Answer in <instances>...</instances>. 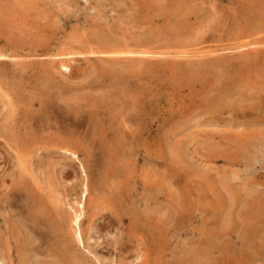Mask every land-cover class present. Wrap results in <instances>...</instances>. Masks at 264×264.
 Masks as SVG:
<instances>
[{"label": "rangeland", "instance_id": "1", "mask_svg": "<svg viewBox=\"0 0 264 264\" xmlns=\"http://www.w3.org/2000/svg\"><path fill=\"white\" fill-rule=\"evenodd\" d=\"M44 1H46V3L49 2L50 5L46 4V6H44V5L42 6V4H45ZM53 1H54V3H53ZM53 1L52 0L51 1L50 0H48V1L47 0H41V1L39 0V4L37 5V7H35V8L33 7L35 10L32 9L34 12H30L31 9L28 10V12H26L25 11L26 8H23L21 4L17 5V3L14 2V0L13 1L12 0H6V1L0 0V3H1L0 4V26H1L0 27V33H1L0 34V41H1L0 44L3 45L4 42L6 41V43H7V40H8V44H11V45H8L9 47H12L15 44H17V45L21 44V46L24 45L27 48L26 49L27 51L26 50H21V51L16 50L17 52L15 50L11 51V49L7 50V52H6L7 56H10V57L15 56L13 58L11 57V58L4 61L7 65H9L8 68L9 69H15L16 67L19 68L20 65H24V63H26V65L27 64L30 65L31 63H33L34 66H33V64H31V65L33 67L37 66L35 68H37L39 70L44 69L45 66H49L48 65L49 60H52L55 57L52 58V57H49V56L44 55V54H38L39 56L36 55V57H37L36 58L35 55L31 54L30 52L26 53V52H28V49H31V45H30V43H28L26 45V43H24V42L25 41L29 42L27 40V38L29 39L31 36V38L29 39V40H31L32 37L35 35V32L36 33L38 32V34H39L41 31H44V33L42 32L39 34L40 36L36 34L37 36L35 35V37H38V36L41 37L42 34H43V36L47 34V36L46 37L44 36V37L47 38L46 39L47 41L52 42L51 43L52 48L54 49L53 52L56 53L61 48H64L65 45L73 46L75 43H77V45L76 44L74 45L75 50H77V48L79 49V48L83 47L82 42H83V44L86 42L87 44L89 43L92 46H95L96 44H92V42H87L88 40L93 41L91 39L93 38L92 36L95 33V29H96V33H97V29H99L100 27L102 28V26H104V24L105 25L107 24L108 26L110 25V27L112 25L113 26L112 28H114V30L118 28L117 30H119V33H117V34H119V36L120 35L122 36V37L120 36V40L123 43H125V45H128V47L125 46L124 50L128 49V50H132V51H136V52H138V51L146 52V50H148L150 52L149 55H144L145 57L143 55H141L142 56L141 57L140 55H136V54H134V56H132V54L131 55H129V54L120 55L119 56V62L120 63L117 62V64H120L119 65L120 67L118 65H116L117 69H119V71H121V73L124 77H127L129 75V76L133 77L132 79H137V80L139 79V83L137 82L138 83L137 85H134V84L130 85L131 89L135 91V88H137L136 92H138V94L141 96V99L146 100L148 97L150 100L148 103H146V106L144 107L143 112L139 113L138 116L137 115L135 117L133 116L132 123H129V119H127L128 118L127 116L125 117L126 119L124 120L127 122H121L120 121V126H121L120 129L123 130L124 132L127 131L126 134L133 133L134 137H136L131 145H129L131 138L128 135L126 137H121V138H119V136L117 135L118 144L110 142V143L106 144V146L108 145L107 147L105 146V144L102 145L103 147L100 146V143H98V144L94 143L92 145V143L90 141H88L86 139L85 140L81 139V137L84 134L82 129H80L81 131L76 129L79 134L76 133L75 136H77L78 138H74L72 140V142L76 143L78 145H80L79 143L81 142V144H83V145H80V146L83 148L78 149V151H76L77 153L75 156H73V154L67 153L64 150V148H60L61 146L58 147L59 146V144L57 142L58 140L53 139V137L50 136V140H48V139L47 140H41L39 138V143H40V146H42V148H41V150L38 151V153H36L32 156L27 155V156L17 157V155H16L17 153L15 151H13L11 148H9V146L6 145L7 146L6 147L5 141L0 138V150H1L0 151V154H1L0 158H2V159H0V167L2 165V167H1L2 169L0 168V171H1L0 182H2V184H0V196H2V197L5 196L4 198H2V200L0 198V200L3 202V203H0V208L4 207V209L0 210L1 211L0 212V231L5 233V231L8 228H10L12 225L16 224L19 227H22V229L27 228V230H29L32 233V235L36 233L33 236L35 238L34 239L35 245L37 244L35 246V248L32 249V251L34 252L33 254L36 257L34 255H32V253L30 252L31 250H27L26 252H16L13 250H11L10 252H0V264H11V263L12 264H19V262L21 264L23 262L25 264H27V263L28 264H36V263L37 264H44L45 260H50L52 262L51 264H53V263H55V264H77V261L74 260V258H73L76 256L75 254L77 253V252L74 253L73 249H75V247L76 248L78 247V244L75 241V235H74V231H73V226H75L73 221L76 219V215L80 214L81 210H82V213H81V216L79 218V220H80L79 225H80V228L83 232V235L86 236V237L84 236L85 251L87 249L89 251H91V252H89L90 256L87 255V259H88L87 261H89L91 264H120V263L121 264H125V263L128 264L129 262H130L129 264H131V263L132 264H138V263H140V264H264V243H263L264 242V134H263L264 133V110H262V109H264V104H263L264 103V87H263L264 86V52H263V50H264V41H263L264 40V31H263L264 23H262V22H264V10L261 8H258V9L255 8L256 9L255 11H257V13L253 10V12L255 13L254 16L251 19H248L249 15H250L248 13L252 10L250 7H252V4L256 3L258 0L256 2H255V0H253V1L252 0H248V1L247 0H240V1L239 0H218V2L220 1L219 3L217 2V0H216V2H215V0H196V1L194 0L192 2V6L195 8V10H196V7L199 6V7H197V8H199V10H196L195 14H192V15L187 14V16L184 15L183 17H181L182 21L180 20V23H179V21L174 23L175 26L174 25L172 26V24H168V22L166 21L167 14H168V13H166V10L171 11V9H170L171 6H169L170 2H168V0H165L166 4L163 3L164 0H139V2L141 1L140 2L141 4L138 2V0H118V2H117V0H114V1L103 0L102 3H101L102 0H99V1L97 0V2L95 0H92V1L88 0L87 2H86V0H79L76 2H75V0H72V2H71V0H69L70 2L68 0H65V1L63 0L64 3L66 4L65 6H63L64 5L63 1H62L63 4L60 3L61 2L60 0L59 1L57 0L58 2H55V0H53ZM119 1H120V4H119ZM229 1L231 3L228 4ZM243 1H244V4H241V3H243ZM250 1H252V2H250ZM95 2H96V5H95V7H93L94 6L93 4H95ZM98 2H99V4H97ZM126 2H128V3H126ZM249 2L252 4L249 5L250 7L248 6L249 8H247L246 4L247 3L250 4ZM58 3L61 4L62 7H64L63 8L64 13L62 10H60V11L58 10V9H60ZM100 3L103 7L100 6ZM121 3H122V5H121ZM260 3H257V4L262 5L264 3V0H261ZM40 4H41V7L43 9L40 8ZM54 4H55V6H54ZM167 4L169 7L167 6ZM212 4L215 6H213ZM222 4H224V5H222ZM47 5H49V6H47ZM69 5H70V7H69ZM97 5H98V8H97ZM241 5H243V6H241ZM67 6H68V8H67ZM117 6H119V7H117ZM164 6L168 7L169 9L168 8L166 9V7H164ZM244 6H246V8L249 10V12H247L248 10L246 11ZM37 8L40 9V11L45 10L43 12H46V14L42 12L41 17L43 15H45V16H43V17H45V18H43L44 21H46L47 19H50V21L49 20L48 21L51 24H49V22H47V21H46L47 23L44 22L43 19H41V17H39V16H37L39 18L36 17V15L38 14V12H36V11H38ZM113 8H115V9H113ZM117 8H118V10H117ZM52 9H55V11L57 10L58 12L56 11V14H55V11ZM67 9L68 10L70 9L71 12L70 11L68 12ZM50 10L52 11V13L51 12L49 13ZM125 11H126V13H125ZM153 11H156V12H153ZM57 13H59V15H61V16H59ZM27 14H31V15L33 14V16L29 15V17L36 18L38 20L37 21L38 25L36 23V20H34L35 22H33V19H31V18L28 19ZM68 14H69V16H68ZM119 14H121V15H119ZM20 15H22V16H20ZM46 15H47V18H46ZM64 15H66V16H64ZM150 15H152L154 21L151 19L152 17ZM88 16H89V18H88ZM120 16H122V18H120ZM197 16L198 17L202 16V18L201 17L198 18ZM15 17H16V19H14ZM76 17H78V18L76 19ZM86 17H87L88 21H90V23L86 20ZM253 18H254V20H253ZM13 19H14V21H12ZM240 19H242V20L240 21ZM26 20H28V21L26 22ZM40 20H41V22L46 24L45 25L46 28L44 26H40V25H44V24H41ZM132 20H134V21H132ZM140 20H142V21H140ZM188 20H191V21H188ZM249 20H250V23H249ZM91 21H93L95 23V28H93L94 24ZM151 21H153L154 23L157 22L159 26L157 24H154V23L152 24ZM183 21H184V23H183ZM254 21L256 24L254 23ZM11 22H14L15 24L11 23ZM30 22H31V24H30ZM57 22H58V24H57ZM71 22L72 23L74 22V23L71 24ZM97 22L101 23V25L102 24L103 25L99 26V24ZM91 23H92V25H91ZM134 23H135V25H134ZM140 23H141V25H147V26H144L146 28V30H145V28H143V26L140 25ZM148 23H150V24H148ZM198 23H200V24H198ZM11 24H14V25L11 26ZM22 24H24V25H22ZM35 24H36L37 30L33 29L35 27ZM47 24H49V25H47ZM76 24L79 26H77ZM88 24L91 25V26H88L89 30L91 31L93 29L94 31H91V32L88 31V28H86V26ZM160 24H161V26H160ZM177 24L179 26H181V28L178 27ZM61 25H62L63 29H61ZM73 25L75 27H73ZM149 25L151 28L149 27ZM194 25H195V27H193ZM208 25H210V26H208ZM14 26H18V27L15 28ZM47 26L50 27L51 29H49V28L47 29ZM58 26H60V29ZM83 26L85 27V30H84ZM98 26H99V28H98ZM115 26H117V27H115ZM200 26L202 28H200ZM207 26L210 28H208ZM226 26H227V28H226ZM28 27H30V28H28ZM42 27H44L45 29ZM91 27H92V29H90ZM159 27L162 31H160ZM56 28H58V29H56ZM78 28H79V30L77 31ZM103 28H105V27H103ZM27 29H29V30L27 31ZM133 29H134V31H133ZM139 29H141L140 33H139ZM142 29H144L145 32L142 31ZM218 29H220V31ZM55 30H56V32H55ZM59 30L61 32V33L59 32L61 35L58 33ZM83 30H84V33H82V34H84V35H82V38H81L80 33H78V32H81ZM149 30L152 32V34H151L152 36L148 34ZM152 30H154V31H152ZM158 30H159V32H161L163 34L159 33ZM68 31H71V32H68ZM193 31H195V32H193ZM2 32H4V33H2ZM22 32L24 33V37L22 36V38H21L20 34ZM29 32L31 33L30 35H29ZM45 32H47V33L45 34ZM50 32L51 33L53 32V34H51ZM170 32L172 35L170 34ZM71 33H72V35L70 36L69 34H71ZM127 33H130L129 35H132V36H129ZM164 33H165V36H168V37H165ZM211 33H213V35ZM73 34H74V36H73ZM75 34L80 36V39L78 36H75ZM88 34H91V35H89V36H91V38L89 36H86ZM209 34L211 35V37ZM11 35L12 36L14 35L13 38H11ZM127 35L130 38H132V37H134V38H132L131 41H129L130 39L129 40L127 39V37H128ZM141 35H143V37ZM26 36H27V38H26ZM52 36H55V37H52ZM67 36H69V37H67ZM161 36H162V39H161ZM180 36H182V37H180ZM8 37H9V39H8ZM83 37L84 38L89 37L90 39L89 38L84 39ZM159 37H160V40L157 39ZM259 37H261V38L263 37V38L260 39ZM207 38H209V39H207ZM16 39H19V40L16 41ZM20 39H22L23 41ZM50 39H52L53 41L55 40V41L54 42L50 41ZM61 39H63V40H61ZM68 39L71 40V42L68 41ZM81 39H83V41H81ZM166 39H168V40L170 39V40L166 41ZM84 40H85V42H84ZM136 40H139V41H137L138 43L136 42ZM204 40H206L207 42L208 41H210V42L207 43ZM225 40H227V41H225ZM10 41H13V42H10ZM18 41H19V43H18ZM61 41L62 42L64 41L63 44ZM73 41H75V42L72 43ZM163 41H164V43H163ZM21 42H23V43H21ZM67 42H69V44ZM165 42H167V43H165ZM190 43H191V45H190ZM227 43H228V45H227ZM233 43L235 45H233ZM157 44L159 45L158 47H157ZM202 44H204V45H202ZM133 45H136V46H133ZM148 45H149V48H146V47H148ZM166 45H168V46H166ZM250 45H251V47H250ZM258 45H260V47ZM54 46H56V47H54ZM84 46H85V44H84ZM152 46H154V48ZM203 46L205 49L203 48ZM211 46H213L212 47L213 51L212 50L210 51ZM234 46H235V48H234ZM248 46H249V48H251V50L248 48ZM156 47L159 48V50ZM167 47H169V49ZM177 47H179L181 50L177 49ZM184 47L187 49V51L185 50ZM192 49L195 50V52ZM89 50H90V45H89L88 50L86 51L87 53L84 55L82 54V55H76V56L71 55V56H62L61 57L63 59L66 58L67 60L68 59L77 60V61H75L76 63L73 61L72 62L70 61V64L72 67L71 73L74 75L77 73L76 75L78 76V74H79V76H80L77 79L73 78V80H72L73 82H79L80 83L81 81H83V79L81 77V75L83 73H87V74H85V76L87 78L88 77L89 78L86 80V83L85 82L83 83L84 87H82L79 84H73L71 86L70 85L63 86V92L65 93V91H67L68 93L67 94L65 93L66 94L64 96L65 98L59 102L62 105L64 104V106L72 108V109H70L72 112L74 110H77L78 112L82 113L84 116L86 115L85 116L86 119L91 116L93 121H96L95 123L99 124V127L103 128V127H107V125L105 124V122L103 120V119H105V117H107L106 116L107 114L103 117H102V114L95 115L96 110L94 108H96V106L97 107L101 106V103H103V102L106 103L109 101V99L105 98L108 96L109 91H107L105 89L103 91V89L99 88V86L103 85L102 82H99L96 84V82H98V81H96V82H92V81L94 80V78L99 77L100 74L103 72L102 71L103 67H101L99 65H102V63H103V65H106L103 61L109 59V57H104V60L102 61L101 60L102 56H100L98 54L97 55L95 54V56H94L91 53H89L90 52ZM162 50H164V52ZM215 50H216V52H214ZM241 50H242V52H241ZM13 52H14V54H13ZM15 52H16V54H18V56L15 54ZM206 52L210 55H208ZM212 52H213V54H211ZM248 52H249V54H248ZM157 53H159V54H157ZM177 53L178 54L182 53L181 54L182 56L180 54L178 56L180 59L177 57V55H178ZM193 53H194V55H193ZM195 53H197V54H195ZM214 54H217V55L215 56ZM233 54H235V55L233 56ZM171 55L173 56V58ZM203 55H204V58H203ZM218 55H221L222 57L220 56L221 57L220 58ZM40 56H42V59L39 58ZM96 56H97V58H96ZM121 56H123V57H121ZM198 56H199V58H197ZM207 56L209 57V59ZM231 56L235 59H233ZM237 56H238V58H236ZM254 56H256V57H254ZM16 57H17V59H16ZM75 57H79V58H75ZM81 57H83L84 59L82 60ZM159 57H161V59H159ZM190 57H191V60H190ZM228 57H230L229 58L230 60L228 59ZM134 58L137 60H135ZM138 58H141V59H138ZM211 58L213 59V61H211L212 60ZM231 58L234 61V63H233V61H231ZM21 59L22 60L24 59L23 61H25V59H26V61L23 62V61H21ZM35 59L39 63H37L35 61ZM199 59H201V60L199 61ZM129 60L131 62H133L134 65ZM208 60H209L210 64H208ZM6 61L7 62L9 61V62L7 63ZM14 61L16 63L20 64L19 67L17 64L15 65ZM78 61H80L84 64H82ZM87 61L89 64L87 63ZM99 61H101V62H99ZM146 61H147V63H146ZM219 61L221 62V64L219 63ZM235 61H237V63ZM238 61L240 63H238ZM34 62L37 63V65ZM128 62H130V64H128ZM143 62H145V65ZM169 62H171V63H169ZM214 62H216V63H214ZM78 63L81 64L82 67ZM137 63L140 65V67ZM142 64H143V67H142ZM203 64L205 65V67ZM225 64H226V66H224ZM235 64H238V65H235ZM137 65H138V67H137ZM228 65L231 67H229ZM12 66H13V68H10ZM77 66H78V68H77ZM134 66L137 68L136 70H135ZM193 66H195V67H193ZM213 66H215L216 68H212ZM196 67L198 70L196 69ZM54 68L56 69V66H54ZM97 68H98V70H97ZM141 68H145L143 73L141 72L142 71ZM219 68L223 69V70H220ZM217 69L221 72H219ZM155 70H157V71H155ZM193 70L196 71V73ZM92 71H93V73H92ZM133 71H135L136 73H134ZM158 71L159 72L162 71V73L161 72L159 73ZM138 72H140L139 73L140 75L138 74ZM192 72H193V74H192ZM223 72H224V74H223ZM254 72H255V74H254ZM133 73H134V75H132ZM63 74L67 75L68 73L63 72ZM197 74H199V75H197ZM187 75H188V77H186ZM246 75L248 77H246ZM57 76H58V74H57ZM195 76H196V78L199 77V79L198 78L196 79ZM207 77H211V78H207ZM250 78H253L254 80L250 79ZM0 79H1L0 84H1V88H2V89H0V93H1L0 94L1 95L0 96L1 97L0 98V110H3V108H4V111L7 110L3 106V102L6 100V98L10 99L9 97H11V99L15 100V97H13V95H15V94H13L14 91L15 92L17 91L19 93L22 91L21 93L25 94L26 96L33 93V91L31 89L30 90L29 89L20 90L18 88L11 87L9 84H8L9 86L6 85V83L3 81V83H5L4 84L6 86L5 87L2 83L3 78H0ZM148 79H151V80H148ZM187 79H188L190 84L188 83ZM195 79L198 81H195ZM209 79L211 82H209ZM215 79L217 80V82H215ZM232 79H234V80H232ZM141 80H143V81H141ZM199 80H201V81H199ZM238 80H239V82H238ZM251 80H253V81H251ZM7 81H8V79H7ZM146 81L147 82L149 81V83H151V84L147 83ZM182 81H183V83H182ZM87 82L91 83L94 86L93 88H91V90H93V91H91L90 88H88ZM243 82L245 85L243 84ZM194 83H196V84H194ZM188 84H189V86H188L189 88L187 87ZM193 84H194V86H193ZM218 84H219V86H218ZM223 84L227 85L228 88ZM241 84H243V86H241ZM152 85L155 87L154 89H153ZM171 87L175 88V89L172 90ZM206 87H207V89H205ZM231 87H233V88H231ZM75 88L77 90H75ZM240 88L242 91L243 90H245V91H243V93H242L240 91ZM203 89L205 92L203 91ZM255 89H257V90H255ZM1 90H3V91H1ZM74 90L76 93H74ZM163 90H165V91H163ZM207 90H208V92H207ZM210 90H211L212 94L210 93ZM214 90H216V92ZM6 91L8 92V95H10L9 97H6L4 95V94H6ZM30 91H32V92H30ZM79 91L82 92V94H81V92L79 93L80 95H82L81 97L78 94ZM89 91L91 92V94ZM96 91H98V92H96ZM250 91H251V93H250ZM10 93H12V94H10ZM204 93H206V94H204ZM77 94H78V96H77ZM245 94H246V96H245ZM72 95H74V96L76 95L75 96L76 100H78V102L81 103V105L77 102H76L77 104L74 103L75 102L74 96L72 97ZM156 95H158V96H156ZM216 95H218V98H216ZM236 95L237 96L240 95V96H238V98H237ZM260 95H262V96H260ZM66 96H67V98H66ZM91 96H92V98H91ZM103 96H104V98H103ZM177 96H179V98ZM181 96L184 98H182ZM211 96L214 97V99ZM71 97L73 99H70ZM87 97L89 99H87ZM227 98H228V100H227ZM236 98L241 102H239ZM2 99H4V101ZM99 99H100V101H99ZM67 100H69V101H67ZM236 100H237V102L234 103ZM242 100H244V102ZM83 102H85L86 104L84 105ZM96 102H98V103H96ZM82 103H83V105H82ZM89 103H90V105H89ZM242 103H243V105L241 106ZM147 104H149V105H147ZM206 104H208V105H206ZM216 104H219V109L215 108L216 106H214V105H216ZM151 105H153V106H151ZM210 105H212L213 108ZM154 106H155V108H153ZM197 108H198V110H197ZM258 108H260V109H258ZM204 109L206 110L205 113H204V111H205ZM215 109L217 111H219L220 113L216 112ZM245 109L247 111H244ZM161 111H163V112H161ZM249 111H251V112H249ZM260 111L261 112L263 111V112L261 113ZM164 112H165V115H164ZM258 112H260L261 114ZM206 113L208 114V116ZM143 114H145V115H143ZM177 114L179 115L180 118L177 117ZM93 115H94V117H93ZM203 115L205 118L202 117ZM236 115L237 116L241 115V116L237 117ZM254 115H256V116L258 115L259 119L257 117L258 120L257 119L254 120V118H253ZM144 117H146V119L147 118L150 119L152 122V123H150L151 125H150L149 129H147V125H146L147 123L144 121ZM184 117H186V118H184ZM207 117L209 120H207ZM221 117H223V118H221ZM96 118H98V119H96ZM190 118H191V120H190ZM201 118H202V120H201ZM168 119H169V121H168ZM170 119H173V120H170ZM223 119H226V120L223 121ZM229 119H231V120H229ZM134 120L135 121L137 120V121L135 122ZM216 120H219L218 121L219 123L216 122ZM250 120L252 122L247 123V126H246V122H250ZM177 121L180 123H178ZM190 121H192L193 123ZM204 121H205V123H204ZM221 121H223V122H221ZM254 121L255 122L257 121L258 123L257 122L255 123ZM162 122H163V124H162ZM176 122H177L178 126L175 125ZM197 122H198V124L196 125ZM259 122H260V124H259ZM170 123H172V124H170ZM126 124L128 126H126ZM214 124H215V126H214ZM238 124L240 127L237 126ZM129 125H131V126H129ZM135 126H136V129H135ZM130 127H132V128H130ZM241 127L242 128L244 127L245 129L246 128L247 129L246 130L244 128L240 129ZM174 128L177 130L174 131ZM230 128H232V129L230 130ZM249 128H251V129H249ZM137 129L139 130V134H138ZM161 129H162V131L165 130L166 132L164 131V133H163L161 131ZM167 129H169V130L172 129V130H170V132H169V130H167ZM260 130H261V132H260ZM199 131L203 132V136H202V132L199 133ZM205 131H207V132H205ZM233 131H234V134H232ZM107 132L109 134L113 135V132L111 130H107ZM195 132H197V133L195 134ZM246 132L248 134L251 133V134H249L250 136L247 135L248 136L247 138L249 140L247 138H245L246 134H247ZM191 133H193V134H191ZM230 133L232 135H230ZM242 133H244L243 136H242ZM117 134H118V132H117ZM165 134H166V136H165ZM200 134H201V136H200ZM224 134H228V135H224ZM141 135H143V136H141ZM156 135L157 136L159 135L158 137H156L157 139L155 138ZM191 135H192V137H191ZM197 135H199V136H197ZM238 135H241V136H238ZM211 136H212V138H211ZM229 136L232 139L234 137V139L231 141ZM250 137L252 140H250ZM126 138H127L128 143L127 144L125 143L124 145H120L121 143H123L125 141ZM237 138H239V139H237ZM76 139H78V140H76ZM162 139H163V141H162ZM120 140H121V143L119 142ZM122 140H124V141H122ZM158 140H159V142H158ZM215 140H217V141H215ZM244 140H245V142H244ZM249 141H251V142L249 143ZM111 143H113V144H111ZM53 145H55V146L53 147ZM128 145H129V148H128ZM135 145H136V147H134ZM25 146L26 145H22L21 147H19L20 152L23 151V150H21L22 147H23V149L26 148ZM47 146H49L48 147L49 151H52L53 154L50 155L49 151L46 152L47 150L45 148ZM96 146L101 147L100 149H102L103 151H107L109 146L111 148H113L115 151H117V153H116V155L118 154L117 156L115 155V156H113L111 158L109 157V158L113 162L112 163L113 166L118 167V168L115 169V167H113V166H110V168H109L108 165L111 162H109L108 159H105L103 157L100 158V156L98 154H92L91 153V155H89L88 152H94L92 150H94V148L96 149L97 148ZM156 146H157V148H156ZM85 147L86 148L88 147V148L85 149ZM130 148H132V150H130ZM17 149H18V147H17ZM42 149H44V150H42ZM59 149H60V152H59ZM166 149H167V151H166ZM10 150H12V151L10 152ZM74 150H76V149H74ZM126 150H128V151H126ZM85 151H86V153H85ZM132 151H135V152L131 153ZM122 152L123 153L125 152L124 155H122L123 154ZM8 153H10V154H8ZM134 153L136 156L134 155ZM158 153H159V155H158ZM14 154L17 157V159H15L16 161L14 159H12L15 156ZM47 154L49 157L47 156ZM36 155H37V157H36ZM87 155L89 156V158H87ZM133 155H134V157H133ZM3 156L5 157V159ZM126 156L127 157L130 156V157L127 158ZM23 157H24V160L22 159ZM42 157H44V158H42ZM9 158H11V160H12L11 163H10L11 160ZM48 158L49 159L51 158V160H49ZM115 158L120 163V164L118 163L119 166L117 165V163H114L115 161H117ZM134 158H136V160H134ZM43 159H45V160H43ZM92 159H93V161H92ZM94 159H96L97 161ZM21 161L23 163H25V165ZM61 161H63V162H61ZM64 161H66V162H64ZM88 161H91L90 164ZM98 161H100L99 163H101L102 165L99 164ZM102 161H103V163H102ZM106 161H107V164H106ZM40 162H41V164L43 163L42 166H41ZM47 162H49L50 164ZM94 162H96V163H94ZM127 162H129V163H127ZM19 163H22V164H19ZM33 163H34V165H33ZM55 163H57V164H55ZM78 163H79V165H78ZM61 164L63 167L61 166ZM103 164L106 167H104ZM128 164H131V165L133 164V165L131 166ZM23 165H24V167H23ZM32 165L34 167H32ZM92 165L95 167H93ZM9 167H11V168H9ZM71 167L73 168V170H75V172H73ZM102 167H103V169H102ZM3 168H6L8 172L6 171V169H3ZM24 168H26L28 170V172H25L24 170H26V169H24ZM30 168H31V170L33 169L32 171H33L34 175L29 174V172L32 173ZM34 168L38 172L35 171ZM91 168H92V170H91ZM93 168H94V170H93ZM98 168H101L100 172H98V170H97ZM124 168H126V169H124ZM10 169H12V170H10ZM83 169H84V171H83ZM54 170H55V172H54ZM116 170H118V171H116ZM124 170H127V171L130 170L132 173L130 171L125 172ZM5 171L7 174H5ZM22 171L25 175L22 173ZM96 171H97V174H96ZM91 173H92L93 177H91ZM93 173L95 174V176ZM2 174H3V176H2ZM164 174H166V175H164ZM57 175L61 176V177H58ZM87 175H89V176H87ZM113 175L115 177V182L117 181L116 183L113 181L114 180V177H112ZM33 176H34V178H33ZM67 176H69V177H67ZM99 176H100V178H98ZM104 176H106V177H104ZM118 176L120 178V181H119V178H117ZM165 176H167V178ZM37 177H38V179H37ZM107 177H109V178H107ZM105 178L109 182H106L107 180H105ZM158 178H160V179H158ZM59 179H60V182H59ZM68 179H69V181H68ZM116 179H118V180H116ZM124 179H126V180H124ZM13 180H14V183H12ZM98 180H99V182H98ZM4 181L6 183H4ZM15 181H16V184H15ZM100 181L101 182L103 181L104 184H103V182L101 184ZM137 181H138V183H137ZM10 182H11V184L9 185ZM20 183H21V185H20ZM98 183L100 185H98ZM4 184L5 185L8 184L9 186H5ZM82 184H84V185H82ZM91 184H92V187H91ZM95 184H96V186H94ZM85 185L87 187L90 186V189H88V191H90V193L86 194L87 196H86V199L84 200V197L82 196V192L85 189ZM114 185H116L118 187H116ZM40 186L43 188V190L41 189ZM157 186H158V188H157ZM159 186H160V188H159ZM8 187H10V188H8ZM38 187H39V189H38ZM63 187H65V188H63ZM6 188H7V190H6ZM61 188H62V190H61ZM72 188H73V190H71ZM4 189L6 191H4ZM12 189L18 190L17 197L15 199H12V201H11V198L9 199L10 201H7L5 193H7L8 191H10ZM37 190H40L41 192L37 191ZM70 190H71V192H70ZM81 190H82V192H81ZM134 190H135V192H134ZM29 191H31L32 193L34 192V196L37 194L40 196L39 199L43 202L44 206L42 205V207L44 209L49 210L53 207L52 210H49V211L47 210L46 214L44 213V214H41V216H39V213H40L39 206L36 205L35 203H33L34 199L33 200H32V198L30 199V197H29V199H27V197H26L27 192H29ZM60 191H62V192H60ZM92 191H93V193H91ZM149 191H150V193H149ZM152 191H153V193H152ZM21 192L23 193V196H22ZM24 193H25V195H24ZM46 193H47V195H46ZM107 194H108V196H107ZM146 194H148V195H146ZM58 195H59V197H58ZM68 195H69V197H68ZM93 195L95 197H93ZM109 195H110V197H109ZM152 195H154V196H152ZM159 195H161V196H159ZM52 196H54V197H52ZM105 196H106V199H105ZM124 196H125V198H124ZM49 197H51L53 199L54 203L51 202V199ZM170 197H171V199H170ZM35 198H36V196H35ZM149 198L151 199V201ZM152 199L154 200V202ZM258 199H259V201H258ZM18 200H19V202H18ZM21 200H22V202H21ZM167 200H168V202H167ZM29 201H30V203H28ZM47 201L48 202L50 201V202L48 203ZM63 202L64 203L66 202V203L64 204ZM70 202H72V203H70ZM9 204H10V206H9ZM15 204L17 206H15ZM46 204H47V207L50 205V208L49 207L46 208L45 207ZM55 204H56V206H59V207L56 208ZM78 204H80V205H78ZM89 204H90V206H89ZM13 205L15 208L13 207ZM29 205H30V207H29ZM68 205H70L71 207ZM7 206L9 207V210H8ZM20 207H25V208H20ZM6 208H7V210H6ZM30 208H32V209H30ZM157 208H159V209H157ZM20 209H22V210H20ZM23 209L24 210L26 209V210L24 211ZM70 209L71 210L73 209L72 210L73 212H71ZM79 209H81V210H79ZM166 209H167L168 213H167V211H165ZM2 210H3V213H6L8 211L6 213L7 218H8L7 220H4L6 218L4 216L5 214L2 213ZM65 210H66V212H65ZM83 210H84V212H86V214L83 212ZM161 210L163 211V215L165 214L163 221H157V220H160L162 217V211ZM11 211H13V212H11ZM54 211H55V213L58 211L57 215L59 214V216H57L56 214L54 215ZM61 211H63V215H62ZM250 211H253L252 214L250 213ZM10 212L12 214H9ZM14 212L16 215L14 214ZM20 212H22V213H20ZM27 212H29V213H27ZM36 212L38 213V215H36ZM64 212H65V214L67 213V216L64 214ZM68 212L70 213V215ZM87 213L88 214L92 213L90 215L91 217H89V215H87ZM27 214H30V215L27 216ZM49 214H50V217L48 216ZM74 214H76V215H74ZM243 214H245V215H243ZM248 214H250V216H248ZM42 215L44 218L42 217ZM83 215L85 216L86 219L87 218L88 219L87 220L85 218L83 219L82 218ZM159 215H160V217H159ZM166 215H168V216H166ZM18 216H19V219H17ZM35 216H37V218H39V217L42 218V219L39 218V220H38L40 223L42 221L43 222L45 221V224L43 222L41 224L42 227L44 226L43 228L42 227L37 228V230H42L40 233H37L36 231H32L31 229H29L28 225L24 226L25 222H27L28 220H33L32 217L34 218ZM69 216H70V218H69ZM27 217L28 218L30 217V218L28 219ZM249 217H250V219H249ZM23 218H25L26 220ZM65 218H67V219H65ZM236 218H237V220H235ZM45 219H47V220H45ZM54 219H56L58 221L56 224H55L56 220H54ZM64 219L66 221H64ZM98 219H100L101 222H100V220L98 221ZM61 220H63V221H61ZM238 220H241V222H239ZM17 221L19 224H21L23 222L22 224L24 227L22 226V224L19 225L18 223H16ZM87 221H88V223H87ZM69 222L71 223V226L68 225ZM241 223H243V225ZM46 224H48V225L46 226ZM96 225L98 228L95 227ZM150 225L151 226L155 225V227H153V226L151 227ZM162 225H163V227H162ZM67 226L69 229L67 228ZM159 227H160V229H159ZM247 228H249L251 232L248 233V231L246 230ZM51 229L53 230L54 233H52ZM214 229H215V231H214ZM50 230H51V233L49 234ZM55 231H56V235H55ZM58 231H59V233H58ZM217 231H218V233H217ZM245 232H247V233L244 236ZM51 234H53L55 236L53 237V235H51ZM68 234H70V235L68 236ZM202 234H204V235H202ZM213 234H215V235H213ZM217 234H218V236H216ZM205 235L209 238L205 237ZM242 235L246 238H244ZM46 236H48V237H46ZM91 236L92 237L94 236V237L92 238ZM214 236L217 238H215ZM59 237H62V238H59ZM89 237H91V238H89ZM46 238H48V239H46ZM68 238H69V240H68ZM197 238H198V240L201 239V241L199 242L197 240ZM212 238H213V241H212ZM51 239L53 241H51ZM59 239H60V242H59ZM61 239L63 241L65 239L66 240L64 243H62L63 241ZM217 239L222 241V244ZM42 240L44 241L43 243H41ZM55 240H56V244H55ZM215 240H217L219 242L220 247H219L218 242H216ZM66 241L69 242V246L68 245L65 246V244H67ZM202 241L204 243H202ZM201 244H204V245L202 246ZM243 244L245 246H243ZM149 246L152 247L153 249L150 248ZM160 246H161V248H160ZM36 247H38V248H36ZM42 247H43V249H42ZM66 248H70V249H66ZM80 248L82 251L84 250V249H82L81 246H80ZM57 249H59V250H57ZM151 250H153V251H151ZM156 250H158L159 252ZM27 252L28 253L30 252L29 254L31 255V257L29 259L26 257L27 259L25 258V260L26 261L28 260L30 263L29 262L26 263V261H23L20 259L21 257L23 259L27 255L30 256L29 254H27ZM35 252L38 254H35ZM40 252L43 254H41ZM7 253H8V255H7ZM44 253H45V255H44ZM49 253H51L52 255L50 254L48 256L47 254H49ZM57 253H60V254L58 255ZM80 253H82V252H80ZM39 254H40V256L42 255V258L39 256ZM85 254H86V252H85ZM23 255H25V256L23 257ZM50 256H53L54 258H50ZM8 257H9V259L11 258V261L8 259ZM18 257H20V258L18 259ZM61 257L63 259H61ZM123 257L125 259H127V257H128V259L124 260ZM137 258H140V259L137 260ZM56 259H57V261H56ZM97 259H101L102 260L101 263H99L100 261H97ZM143 260L145 261V263H143ZM7 261H8V263H7ZM124 261H126V262H124ZM86 262L84 264H90V263H88V262L86 263ZM196 262H198V263H196Z\"/></svg>", "mask_w": 264, "mask_h": 264}, {"label": "bare ground", "instance_id": "2", "mask_svg": "<svg viewBox=\"0 0 264 264\" xmlns=\"http://www.w3.org/2000/svg\"><path fill=\"white\" fill-rule=\"evenodd\" d=\"M6 1V0H5ZM13 1V0H12ZM41 1V0H40ZM48 1V0H47ZM51 1V0H50ZM53 1V0H52ZM59 1V0H58ZM57 0H55V2H58ZM61 2V4H63L64 3V1L63 0H60ZM62 1H63V3H62ZM69 1V0H68ZM76 1H79V0H75V2ZM88 0H86V2H87ZM89 1H92V0H89ZM96 2H97V0H95ZM99 1V0H98ZM106 1H108V0H106ZM112 1H114V0H112ZM194 0H168V2H170L169 3V6H171L170 7V9H171V11H169V10H166V13H168L167 14V19H166V21L168 22V24H172V26L174 25V23L175 22H178L179 21V23H180V20H181V17H183L184 15L185 16H187V14H195V12H196V10H199V8H197V7H199V6H197L196 7V10H195V8L192 6V2H193ZM196 1V0H195ZM240 1V0H239ZM248 1V0H247ZM253 1V0H252ZM252 1H250V2H252ZM257 0H255V2H256ZM261 1V0H260ZM260 1L258 0L256 3H250V4H246L247 5V8H249L250 6L249 5H251L252 4V7H250L252 10L249 12V10L246 8V6H244L245 7V9H246V11L247 12H249L248 14H250L249 15V17H248V19H251L253 16H254V12H253V10L255 11L256 9H258V8H261V9H263L264 10V3L262 4V5H258L257 3H260ZM14 2L15 3H17V5L19 4H21L22 5V7L23 8H26V12H28V10H30L31 9V11L30 12H34L33 10H35L34 8L35 7H37V5L39 4V0H14ZM70 2V1H69ZM68 2V3H69ZM71 2H72V0H71ZM96 2H95V4H91L93 7H95V5H96ZM103 2V0L101 1V3ZM116 2V1H115ZM117 2H118V0H117ZM123 2V1H122ZM135 2V1H134ZM138 2H139V0H138ZM141 2V1H140ZM139 2V3H140ZM210 2V1H209ZM215 2H216V0H215ZM217 2H218V0H217ZM220 2V1H219ZM218 2V3H219ZM44 3L45 4H42V6L44 5V6H46V4H49V2H47L46 3V1H44ZM51 3V2H50ZM53 3H54V1H53ZM52 3V4H53ZM92 3V2H91ZM101 3H100V6H102L101 5ZM126 3H128V2H126ZM132 3V2H131ZM143 3V2H142ZM146 3V2H145ZM144 3V4H145ZM163 3H165V0H164V2ZM208 3V2H207ZM229 3H231L230 1L228 2V4ZM246 3V2H245ZM1 4V3H0ZM5 4V3H4ZM56 4V3H55ZM55 4H54V6H55ZM61 4H59L58 3V5H59V8L60 9H58L59 11L60 10H62L63 11V8L64 7H62V5ZM97 4H99V2L97 3ZM119 4H120V1H119ZM124 4V3H123ZM141 4V3H140ZM166 4V3H165ZM194 4V3H193ZM241 4H244V1H243V3H241ZM261 4V3H260ZM50 5V4H49ZM49 5H47V6H49ZM57 5V4H56ZM61 5V6H60ZM66 4L64 3V5L63 6H65ZM111 5V4H110ZM114 5V4H113ZM117 5V4H116ZM121 5H122V3H121ZM136 5V4H135ZM146 5V4H145ZM195 5V4H194ZM199 5V4H198ZM211 5V4H210ZM209 5V6H210ZM213 5V4H212ZM222 5H224V4H222ZM53 6V5H52ZM125 6V5H124ZM155 6V5H154ZM162 6V5H161ZM160 6V7H161ZM167 6H168V4H167ZM168 6V7H169ZM213 6H215V5H213ZM241 6H243V5H241ZM249 6V7H248ZM34 7V8H33ZM69 7H70V5H69ZM103 7V6H102ZM117 7H119V6H117ZM164 7H166V6H164ZM168 7H166V9L168 8ZM219 7V6H218ZM6 8V7H5ZM16 8V7H15ZM40 8H42L41 7V4H40ZM45 8V7H44ZM66 8V7H65ZM67 8H68V6H67ZM97 8H98V5H97ZM101 8V7H100ZM121 8V7H120ZM215 8V7H214ZM221 8V7H220ZM240 8V7H239ZM256 8V9H255ZM18 9V8H17ZM33 9V10H32ZM43 9V8H42ZM46 9V8H45ZM48 9V8H47ZM51 9V8H50ZM113 9H115V8H113ZM144 9V8H143ZM169 9V8H168ZM224 9V8H223ZM244 9V10H245ZM14 10V9H13ZM37 10L38 11H36V12H38V14L36 15V17L37 16H39V17H41V14H42V12L43 11H45V10H43V11H40V9H38L37 8ZM49 10V9H48ZM52 10H54L55 11V9H52ZM66 10V9H65ZM101 10V9H100ZM117 10H118V8H117ZM7 11V10H6ZM12 11V10H11ZM24 11V12H25ZM57 11V10H56ZM56 11H55V14H56ZM67 11L69 12L70 11V9L68 10L67 9ZM148 11V10H147ZM233 11V10H232ZM259 11V10H258ZM261 11V10H260ZM5 12V11H4ZM22 12V11H21ZM48 12V11H47ZM52 13V11L50 10L49 11V13ZM58 12V11H57ZM71 12V11H70ZM143 12V11H142ZM153 12H156V11H153ZM152 12V13H153ZM198 12V11H197ZM252 12V13H251ZM256 13H257V11H255ZM23 13V12H22ZM43 13H45L46 14V12H43ZM63 13H64V11H63ZM123 13V12H122ZM121 13V14H122ZM125 13H126V11H125ZM131 13V12H130ZM151 13V14H152ZM244 13V12H243ZM34 14V13H33ZM33 14L31 15V14H27L28 15V19H30L31 17H29V15H31V16H33ZM54 14V13H53ZM58 15H59V13H57ZM121 14H119V15H121ZM124 14V13H123ZM136 14V13H135ZM246 14V13H245ZM261 14V13H260ZM48 15V14H47ZM47 15H46V18H47ZM154 15V14H153ZM211 15V14H210ZM234 15V14H233ZM262 15V14H261ZM20 16H22V15H20ZM43 16H45V15H43ZM41 17V19H43V18H45V17ZM50 16V15H49ZM59 16H61V15H59ZM64 16H66V15H64ZM68 16H69V14H68ZM151 17H152V15H150ZM190 16V15H189ZM245 16V15H244ZM8 17V16H7ZM39 17H37V18H39ZM73 17V16H72ZM119 17V16H118ZM131 17V16H130ZM149 17V16H148ZM198 17V16H197ZM196 17V18H197ZM201 18H202V16H200ZM200 17H198V18H200ZM204 17V16H203ZM260 17V16H259ZM78 17H76V19H77ZM88 18H89V16H88ZM120 18H122V16H120ZM129 18V17H128ZM155 18V17H154ZM247 18V17H246ZM263 18V17H262ZM14 19H16V17L14 18ZM14 19L12 20V21H14ZM31 19H33V22H35L34 20H36V23H37V25H38V20L36 19V18H31ZM60 19V18H59ZM152 20H153V17L151 18ZM150 19V20H151ZM211 19V18H210ZM247 19V20H248ZM256 19V18H255ZM260 19V18H259ZM19 20V19H18ZM23 20V19H22ZM50 21V19H47L46 21L47 22H49ZM79 20V19H78ZM86 20L88 21V19H87V17H86ZM149 20V21H150ZM165 20V19H164ZM197 20V19H196ZM213 20V19H212ZM230 20V19H229ZM242 19H240V21H241ZM253 20H254V18H253ZM28 20H26V22H27ZM43 21H44V19H43ZM46 21H44V22H46ZM56 21V20H55ZM83 21V20H82ZM131 21V20H130ZM132 21H134V20H132ZM140 21H142V20H140ZM154 21V20H153ZM153 21H151L152 22V24L154 23ZM163 21V20H162ZM182 21V20H181ZM188 21H191V20H188ZM205 21V20H204ZM203 21V22H204ZM209 21V20H208ZM217 21V20H216ZM252 21V20H251ZM3 22V21H2ZM32 22V21H31ZM31 22H30V24H31ZM32 22V23H33ZM40 22H41V20H40ZM46 22V23H47ZM61 22V21H60ZM59 22V23H60ZM89 23H90V21H88ZM93 24H94V27L93 28H95V23L93 22V21H91ZM161 22V21H160ZM159 22V23H160ZM186 22V21H185ZM194 22V21H193ZM207 22V21H206ZM262 22V21H261ZM5 23V22H4ZM11 23H14V22H11ZM17 23V22H16ZM74 23V22H73ZM72 22H71V24H73ZM77 23V22H76ZM92 23H91V25H92ZM98 23V22H97ZM105 23V22H104ZM162 23V22H161ZM182 23V22H181ZM183 23H184V21H183ZM249 23H250V20H249ZM254 23H255V21H254ZM262 23H264V22H262ZM15 24V23H14ZM14 24H11V26L12 25H14ZM28 24V23H27ZM41 24H44V25H40V26H44L45 28H46V24L45 23H43V22H41ZM49 24H51L50 22H49ZM49 24H47V25H49ZM54 24V23H53ZM57 24H58V22H57ZM70 24V25H71ZM82 24V23H81ZM85 24V23H84ZM83 24V25H84ZM99 24V26L101 25V23H98ZM148 24H150V23H148ZM154 24H157L158 25V23L156 22V23H154ZM166 24V23H165ZM198 24H200V23H198ZM256 24V23H255ZM258 24V23H257ZM5 25V24H4ZM22 25H24V24H22ZM33 25V24H32ZM56 25V24H55ZM77 25V24H76ZM91 25H87L86 26V28H88V31H90L89 30V27L88 26H91ZM103 25V24H102ZM101 25V26H102ZM134 25H135V23H134ZM133 25V26H134ZM140 25H141V23H140ZM189 25V24H188ZM207 25V24H206ZM20 26V25H19ZM39 26V27H40ZM53 26V25H52ZM51 26V27H52ZM57 26V25H56ZM55 26V27H56ZM72 26V25H71ZM70 26V27H71ZM77 26H79V25H77ZM82 26V25H81ZM85 26V25H84ZM83 26V27H84ZM99 26H98V28H99ZM141 26H143V28H145L144 26H147V25H141ZM159 26V25H158ZM157 26V27H158ZM160 26H161V24H160ZM171 26V27H172ZM175 26V25H174ZM177 26L178 27H180L181 28V26H179L178 24H177ZM187 26V25H186ZM208 26H210V25H208ZM207 26V27H208ZM230 26V25H229ZM1 27V26H0ZM15 28L16 27H18V26H14ZM33 27V26H32ZM44 27H42V28H44ZM59 27V29H60V26H58ZM73 27H75L74 25H73ZM82 27V28H83ZM92 27L90 28V29H92ZM103 27H105V28H103ZM113 26L111 25V27H110V25L108 26L107 24L105 25L104 24V26H102V28L100 27L99 29H97V33H96V29H95V33H94V35L92 36L93 38L91 39V40H93V41H90V40H86L87 42H92V44H96L95 46H92L91 44H89L90 45V52L89 53H91L92 55H94L95 56V54L97 55H100V56H102V61L104 60V57H109V59L111 60H109V59H107V60H104L103 62L106 64V65H103V63H102V65H99V66H101V67H103L102 68V73L100 74V76L99 77H97V78H94V80L92 81V82H96V81H98V82H96V84L97 83H99V82H102L103 83V85L102 86H99V88L100 89H103V91H104V89L105 90H107V91H109L108 92V96L107 97H105V98H107V99H109V101L108 102H106V103H101V106H96V108H94L95 110H96V114L95 115H100V114H102V117L103 116H105L106 114V116L107 117H105V119H103L104 120V122H105V124L107 125V127H99V124H97V123H95L96 121H93V119H92V117L90 116V117H88L87 119H86V115L84 116L82 113H80V112H78L77 110H74L73 112L70 110V109H72V108H69V107H67V106H64V104L62 105L59 101H61V100H63L65 97V95L68 93L67 91H65V93L63 92V86H67V85H73V84H79V85H81L82 87H84L83 86V83L85 82L86 83V80L89 78H87L86 76H85V74H87V73H83L82 75H81V77H82V79H83V81H81L80 83L79 82H73L72 80H73V78H79L80 76H79V74H78V76L75 74H72L71 73V69H72V67H71V64H70V61L72 62H75V61H77V60H75V59H63V58H61L62 56H76V55H84V54H86L87 52V50H88V48H89V45L85 42V40H84V44H85V46H84V44H83V42H82V45H83V47H81V48H77V50H75L74 49V45L76 44L77 45V43H75L73 46H68V45H65L64 46V48H61L60 50H58L56 53H54L53 51H54V49L52 48V42H49V41H47L46 39L47 38H45L46 36H47V32H45V34L46 35H44L43 36V34L41 35V37H39L40 35V33H44V31H41L39 34H38V32L36 33L35 32V35L37 34V35H39L38 37H35V35L32 37V39L31 40H29L30 38H31V36H30V38L28 39L27 38V36H26V38H27V40L29 41V42H24V43H26V45L28 44V43H30V45H31V49H28V52H26V53H31V54H33V55H35V57H36V55H38V54H44V55H47V56H49V57H55V58H53L52 60H49V66H45V68L44 69H42V70H39V69H37V68H35V67H37V66H35V67H33L34 66V64L33 63H31V64H33V66L30 64H27L26 65V63H24V65H20V64H18V63H16L15 61V65L17 64L18 65V67H19V65H20V67L19 68H15V69H9L8 68V66L9 65H7L4 61L5 60H7V59H9V58H11L10 56H7V54H6V52H7V50H10L11 49V51H16V50H26L27 48L23 45V46H21V44L20 45H17V44H15V45H13L12 47H9L8 45H11V44H8V40H7V43H6V41L4 42V44L3 45H1L0 44V78H3L2 79V83H3V81L6 83V85H10L11 87H14V88H18V89H20V90H26V89H31L32 91H33V93L32 94H29V95H25V94H22L21 92V94L19 93V92H15L14 91V93L13 94H15V95H13V97H15V100L14 99H11V97H9L10 95H8V92L6 91V94H4L6 97H9L10 99H8V98H6V100L4 101V99H2L4 102H3V106L7 109L6 111H4V108H3V110H0V138L1 139H3L4 141H5V146L7 145V146H9V148H11L13 151H15L17 154V157H22V156H32V155H34V154H36V153H38V151L39 150H41V148H42V146H40V143H39V138L41 139V140H50V136H52L53 137V139H57L58 141V144H59V146L58 147H60V148H64V150L67 152V153H70V154H73V156H75L76 155V151H78V149H81V148H83V147H81L80 145H83V144H81V142L79 143L80 145H78V144H76V143H73L72 142V140L74 139V138H78L77 136H75V134L77 133V134H79L78 132H77V130L76 129H78V130H80V129H82V131L84 132V134H83V136L81 137V139H83V140H88V141H90L91 143H92V145L94 144V143H100V146H102L103 144H105V146H106V144H108V143H110V142H113V143H115V144H118V137H117V135L119 136V138H121V137H126L127 135L128 136H130V138H131V141L129 142V145H131L132 143H133V141H134V139L136 138V137H134V134L133 133H128V134H126V132L127 131H123V130H121L120 129V121L121 122H127V121H124L126 118V116L128 117L127 119H129V123H132V118H133V116L135 117L136 115L138 116V114L139 113H141V112H143V110H144V107L146 106V103H148L149 102V98L147 97V99L146 100H144V99H141V96L138 94V92H136L137 91V88H135V91L134 90H132L131 89V87H130V85L131 84H134V85H137L138 83H139V79L137 80V79H132L133 77H131V76H127V77H124L123 75H122V73H121V71H119V69H117V67H116V65H120V64H117V62H119V56L120 55H124V54H129V55H131L132 54V56H134V54H136V55H149L150 54V52L148 51V50H146V52H142V51H138V52H136V51H132V50H124V48H125V46H127L128 47V45H125V43H123L121 40H120V36H119V34H117V33H119V30H117V29H115L114 30V28H112ZM115 27H117V26H115ZM149 27H150V25H149ZM170 27V26H169ZM168 27V28H169ZM193 27H195V25L193 26ZM205 27V26H204ZM251 27V26H250ZM7 28V27H6ZM28 28H30V27H28ZM41 28V29H42ZM44 28V29H45ZM51 29L50 27H48L47 26V29ZM130 28V27H129ZM151 28V27H150ZM149 28V29H150ZM167 28V27H166ZM165 28V29H166ZM173 28V27H172ZM200 28H202L201 26H200ZM208 28H210V27H208ZM207 28V29H208ZM226 28H227V26H226ZM238 28V27H237ZM264 28V27H263ZM20 29V28H19ZM32 29V28H31ZM33 29H35V30H37V28H36V24H35V27L33 28ZM40 29V30H41ZM56 29H58V28H56ZM61 29H63L62 28V25H61ZM72 29V28H71ZM136 29V28H135ZM159 29H160V27H159ZM178 29V28H177ZM205 29V28H204ZM262 29V28H261ZM21 30V29H20ZM23 30V29H22ZM29 29H27V31H28ZM43 30V29H42ZM65 30V29H64ZM79 30V28L77 29V31ZM84 30H85V27H84ZM84 30L83 31H81V32H78V33H80V36H81V38H82V35H84V34H82V33H84ZM138 30V29H137ZM141 29H139V33L141 32L140 31ZM145 30H146V28H145ZM148 30V29H147ZM155 30V29H154ZM154 30H152V31H154ZM195 30V29H194ZM219 31H220V29H218ZM245 30V29H244ZM26 31V32H27ZM31 31V30H30ZM52 31V30H51ZM75 31V30H74ZM87 31V30H86ZM91 31H94L93 29L91 30ZM90 31V32H91ZM121 31V30H120ZM132 31V30H131ZM133 31H134V29H133ZM132 31V32H133ZM142 31H144V29H142ZM160 31H162L161 29H160ZM164 31V30H163ZM170 31V30H169ZM203 31V30H202ZM263 31H264V29H263ZM262 31V32H263ZM6 32V31H5ZM55 32H56V30H55ZM54 32V33H55ZM60 32V30L58 31V33ZM63 32V31H62ZM68 32H71V31H68ZM145 32V31H144ZM149 33V35H151L152 34V32L149 30L148 31ZM151 32V33H150ZM158 32H159V30H158ZM193 32H195V31H193ZM231 32V31H230ZM2 33H4V32H2ZM51 33V32H50ZM61 33V32H60ZM59 33V34H60ZM86 33V32H85ZM89 33V32H88ZM147 33V32H146ZM156 33V32H155ZM159 33H161V32H159ZM173 33V32H172ZM199 33V32H198ZM1 34V33H0ZM23 34V35H22ZM28 34V33H27ZM31 33L29 32V35H30ZM51 34H53V32L51 33ZM63 34V33H62ZM92 34V33H91ZM91 34H88V35H86V36H89V35H91ZM122 34V33H121ZM128 35L130 34V33H127ZM144 34V33H143ZM147 34V35H148ZM161 34H163V33H161ZM167 34V33H166ZM170 34H171V32H170ZM169 34V35H170ZM212 35H213V33H211ZM217 34V33H216ZM21 35V36H20ZM19 36L22 38V36L24 37V33L22 32L21 34H20ZM36 35V36H37ZM57 35V34H56ZM55 35V36H56ZM61 35V34H60ZM70 36L72 35V33L71 34H69ZM127 35V36H128ZM157 35V34H156ZM172 35V34H171ZM210 35V34H209ZM231 35V34H230ZM258 35V34H257ZM14 36V35H13ZM13 36L11 35V38H13ZM17 36V35H16ZM18 36V37H19ZM51 36V35H50ZM55 36H52V37H55ZM73 36H74V34H73ZM72 36V37H73ZM75 36H78V35H76L75 34ZM80 36H78L79 37V39H80ZM129 36H132V35H129ZM128 36V37H129ZM134 36V35H133ZM137 36V35H136ZM142 37H143V35H141ZM152 36V35H151ZM158 36V35H157ZM164 36H165V33H164ZM163 36V37H164ZM196 36V35H195ZM19 37V38H20ZM29 37V36H28ZM58 37V36H57ZM56 37V38H57ZM67 37H69V36H67ZM66 37V38H67ZM90 38H91V36H89ZM89 37H86V38H89ZM122 37V36H121ZM127 37V39L129 40V41H131V39L132 38H134V37H132V38H128ZM165 37H168V36H165ZM177 37V36H176ZM180 37H182V36H180ZM210 37H211V35H210ZM254 37V36H253ZM84 38V37H83ZM86 38H84V39H86ZM89 38V39H90ZM151 38V37H150ZM154 38V37H153ZM206 38V37H205ZM216 38V37H215ZM226 38V37H225ZM240 38V37H239ZM251 38V37H250ZM260 39H262L261 37H259ZM3 39V38H2ZM8 39H9V37H8ZM55 39V38H54ZM65 39V38H64ZM136 39V38H135ZM142 39V38H141ZM148 39V38H147ZM158 40H160V37L159 38H157ZM161 39H162V36H161ZM174 39V38H173ZM207 39H209V38H207ZM211 39V38H210ZM219 39V38H218ZM256 39V38H255ZM17 40H19V39H16V41ZM20 40H22V39H20ZM61 40H63V39H61ZM124 40V39H123ZM168 39H166V41H167ZM170 40V39H169ZM168 40V41H169ZM214 40V39H213ZM223 40V39H222ZM228 40V39H227ZM227 40H225V41H227ZM245 40V39H244ZM23 41V40H22ZM50 41H53L52 39H50ZM55 41V40H54ZM53 41V42H54ZM57 41V40H56ZM68 41H70L71 42V40H69L68 39ZM81 41H83V39H81ZM125 41V40H124ZM137 41H139V40H136V42ZM144 41V40H143ZM155 41V40H154ZM165 41V40H164ZM164 41H163V43H164ZM205 42H207L206 40H204ZM203 41V42H204ZM212 41V40H211ZM230 41V40H229ZM262 41V40H261ZM264 41V40H263ZM262 41V42H263ZM10 42H13V41H10ZM60 42V41H59ZM62 42V41H61ZM64 42V41H63ZM63 42H62V44H63ZM75 41H73L72 43H74ZM149 42V41H148ZM151 42V41H150ZM153 42V41H152ZM208 42H210V41H208ZM207 42V43H208ZM224 42V41H223ZM242 42V41H241ZM261 42V43H262ZM0 43H1V41H0ZM18 43H19V41H18ZM21 43H23V42H21ZM66 43V42H65ZM68 44H69V42H67ZM135 43V42H134ZM138 43V42H137ZM144 43V42H143ZM165 43H167V42H165ZM170 43V42H169ZM225 43V42H224ZM7 44V45H6ZM58 44V43H57ZM87 44V45H86ZM127 44V43H126ZM131 44V43H130ZM141 44V43H140ZM147 44V43H146ZM239 44V43H238ZM255 44V43H254ZM139 45V44H138ZM154 45V44H153ZM190 45H191V43H190ZM202 45H204V44H202ZM211 45V44H210ZM213 45V44H212ZM226 45V44H225ZM227 45H228V43H227ZM233 45H235L234 43H233ZM29 46V45H28ZM62 46V45H61ZM132 46V45H131ZM133 46H136V45H133ZM146 46V45H145ZM144 46V47H145ZM159 45L157 44V47H158ZM166 46H168V45H166ZM253 46V45H252ZM259 47H260V45H258ZM54 47H56V46H54ZM126 47V48H127ZM130 47V46H129ZM153 48H154V46H152ZM156 47V48H157ZM195 47V46H194ZM193 47V48H194ZM212 47L213 46H211V49H210V51L212 50ZM219 47V46H218ZM231 47V46H230ZM250 47H251V45H250ZM254 47V46H253ZM257 47V46H256ZM30 48V47H29ZM135 48V47H134ZM146 48H149V45H148V47H146ZM162 48V47H161ZM168 49H169V47H167ZM171 48V47H170ZM185 48V47H184ZM203 48H204V46H203ZM234 48H235V46H234ZM242 48V47H241ZM248 48H249V46H248ZM59 49V48H58ZM131 49V48H130ZM158 50H159V48H157ZM173 49V48H172ZM177 49H179V50H181L179 47H177ZM205 49V48H204ZM207 49V48H206ZM250 50H251V48H249ZM258 49V48H257ZM56 50V49H55ZM135 50V49H134ZM155 50V49H154ZM167 50V49H166ZM174 50V49H173ZM178 50V51H179ZM185 50L187 51V49L185 48ZM193 50V49H192ZM209 50V49H208ZM207 50V51H208ZM249 50V51H250ZM261 50V49H260ZM27 51V50H26ZM163 52H164V50H162ZM168 51V50H167ZM183 51V50H182ZM191 51V50H190ZM194 52H195V50H193ZM201 51V50H200ZM213 51V50H212ZM226 51V50H225ZM229 51V50H228ZM233 51V50H232ZM262 51V50H261ZM10 52V51H9ZM17 52V51H16ZM16 52H15V54H16ZM41 52V53H40ZM166 52V51H165ZM181 52V51H180ZM184 52V51H183ZM182 52V53H183ZM214 52H216V50L214 51ZM241 52H242V50H241ZM263 52H264V50H263ZM262 52V53H263ZM160 53V52H159ZM159 53H157V54H159ZM173 53V52H172ZM181 53V54H182ZM185 53V52H184ZM190 53V52H189ZM207 53V52H206ZM226 53V52H225ZM229 53V52H228ZM256 53V52H255ZM254 53V54H255ZM11 54V53H10ZM13 54H14V52H13ZM163 54V53H162ZM175 54V53H174ZM178 54V53H177ZM180 54V53H179ZM179 54L177 55V57L179 56ZM180 54V55H181ZM188 54V53H187ZM195 54H197V53H195ZM208 54V53H207ZM211 54H213V52L211 53ZM248 54H249V52H248ZM17 56H18V54H16ZM90 55V54H89ZM91 55V56H92ZM167 55V54H166ZM169 55V54H168ZM176 55V54H175ZM191 55V54H190ZM193 55H194V53H193ZM206 55V54H205ZM208 55H210V54H208ZM215 56L217 55V54H214ZM229 55V54H228ZM235 54H233V56H234ZM24 56V55H23ZM39 56V55H38ZM127 56V55H126ZM154 56V55H153ZM170 56V55H169ZM172 56V55H171ZM182 56V55H181ZM192 56V55H191ZM197 56V55H196ZM214 56V57H215ZM219 57L221 56V55H218ZM224 56V55H223ZM247 56V55H246ZM260 56V55H259ZM13 57H15V56H13ZM12 57V58H13ZM88 57V56H87ZM121 57H123V56H121ZM142 57V56H141ZM145 57V56H144ZM156 57V56H155ZM185 57V56H184ZM208 57V56H207ZM212 57V56H211ZM222 57V56H221ZM220 57V58H221ZM232 57V56H231ZM251 57V56H250ZM254 57H256V56H254ZM26 58V57H25ZM32 58V57H31ZM37 58V57H36ZM40 59H42V56H40L39 57ZM44 58V57H43ZM75 58H79V57H75ZM92 58V57H91ZM96 58H97V56H96ZM150 58V57H149ZM153 58V57H152ZM171 58V57H170ZM172 58H173V56H172ZM179 58V57H178ZM197 58H199V56L197 57ZM201 58V57H200ZM203 58H204V55H203ZM230 57H228V59H229ZM233 58V57H232ZM232 58H231V61H233L232 60ZM236 58H238V56L236 57ZM16 59H17V57H16ZM29 59V58H28ZM49 59V58H48ZM81 59L83 60L84 58L83 57H81ZM123 59V58H122ZM135 59V58H134ZM138 59H141V58H138ZM146 59V58H145ZM159 59H161V57H159ZM166 59V58H165ZM164 59V60H165ZM180 59V58H179ZM208 59H209V57H208ZM212 59V58H211ZM223 59V58H222ZM233 59H235V58H233ZM248 59V58H247ZM24 60V59H23ZM22 59H21V61H23ZM30 60V59H29ZM133 60V59H132ZM135 60H137V59H135ZM134 60V61H135ZM163 60V59H162ZM190 60H191V57H190ZM201 59H199V61H200ZM207 60V59H206ZM205 60V61H206ZM221 60V59H220ZM230 60V59H229ZM228 60V61H229ZM25 61H26V59H25ZM25 61H23V62H25ZM34 61V60H33ZM35 61H36V59H35ZM127 61V60H126ZM130 61V60H129ZM155 61V60H154ZM211 61H213V59L211 60ZM215 61V60H214ZM230 61V62H231ZM246 61V60H245ZM263 61V60H262ZM7 62V61H6ZM9 62V61H8ZM7 62V63H8ZM18 62V61H17ZM28 62V61H27ZM37 62V61H36ZM78 62H80V61H78ZM99 62H101V61H99ZM131 62V61H130ZM130 62H128V64H130ZM163 62V61H162ZM168 62V61H167ZM183 62V61H182ZM236 63H237V61H235ZM35 63V62H34ZM37 63H39V62H37ZM37 63H35L36 65H37ZM76 63V62H75ZM80 63H82V62H80ZM87 63H88V61H87ZM92 63V62H91ZM120 63V62H119ZM131 63H133V62H131ZM140 63V62H139ZM144 63V65H145V62H143ZM146 63H147V61H146ZM155 63V62H154ZM165 63V62H164ZM169 63H171V62H169ZM187 63V62H186ZM203 63V62H202ZM206 63V62H205ZM214 63H216V62H214ZM219 63L221 64V62L219 61ZM223 63V62H222ZM225 63V62H224ZM227 63V62H226ZM233 63H234V61H233ZM238 63H240L239 61H238ZM79 64V63H78ZM82 64H84V63H82ZM89 64V63H88ZM136 64V63H135ZM138 64V63H137ZM141 64V63H140ZM153 64V63H152ZM151 64V65H152ZM166 64V63H165ZM184 64V63H183ZM208 64H210V62H209V60H208ZM231 64V63H230ZM229 64V65H230ZM13 65V64H12ZM81 67H82V65L81 64H79ZM133 65H134V63H133ZM132 65V66H133ZM139 65V64H138ZM138 65H137V67H138ZM174 65V64H173ZM176 65V64H175ZM180 65V64H179ZM187 65V64H186ZM204 65V64H203ZM215 65V64H214ZM219 65V64H218ZM228 65V66H229ZM235 65H238V64H235ZM247 65V64H246ZM54 66H56V69L54 68ZM147 66V65H146ZM153 66V65H152ZM155 66V65H154ZM224 66H226V64L224 65ZM254 66V65H253ZM120 67V66H119ZM139 67H140V65H139ZM142 67H143V64H142ZM148 67V66H147ZM175 67V66H174ZM180 67V66H179ZM193 67H195V66H193ZM192 67V68H193ZM198 67V66H197ZM197 67H196V69H197ZM204 67H205V65H204ZM211 67V66H210ZM229 67H231V66H229ZM241 67V66H240ZM10 68H13V66L12 67H10ZM77 68H78V66H77ZM100 68V67H99ZM134 68H135V70L137 69L135 66H134ZM200 68V67H199ZM203 68V67H202ZM209 68V67H208ZM212 68H216L215 66H213ZM61 71H60V70ZM86 69V68H85ZM133 69V68H132ZM194 69V68H193ZM220 69V68H219ZM80 70V69H79ZM91 70V69H90ZM94 70V69H93ZM97 70H98V68H97ZM96 70V71H97ZM139 70V69H138ZM141 72L143 73V71L145 70V68H141ZM147 70V69H146ZM153 70V69H152ZM160 70V69H159ZM198 70V69H197ZM218 70V69H217ZM220 70H223V69H220ZM232 70V69H231ZM246 70V69H245ZM249 70V69H248ZM67 72L68 74L67 75H64L63 74V72ZM84 71V70H83ZM140 71V70H139ZM155 71H157V70H155ZM186 71V70H185ZM194 71V70H193ZM204 71V70H203ZM214 71V70H213ZM216 71V70H215ZM219 71V70H218ZM227 71V70H226ZM230 71V70H229ZM87 72V71H86ZM98 72V71H97ZM134 73H136L135 71H133ZM159 72V71H158ZM161 73H162V71H160ZM159 72V73H160ZM166 72V71H165ZM172 72V71H171ZM195 73H196V71H194ZM219 72H221V71H219ZM218 72V73H219ZM225 72V71H224ZM224 72H223V74H224ZM234 72V71H233ZM92 73H93V71H92ZM126 73V72H125ZM132 73V72H131ZM134 73L132 74V75H134ZM140 72H138V74H139ZM154 73V72H153ZM169 73V72H168ZM174 73V72H173ZM176 73V72H175ZM199 73V72H198ZM57 74H58V76H57ZM90 74V73H89ZM137 74V75H138ZM165 74V73H164ZM192 74H193V72H192ZM221 74V73H220ZM226 74V73H225ZM235 74V73H234ZM254 74H255V72H254ZM140 75V74H139ZM151 75V74H150ZM177 75V74H176ZM197 75H199V74H197ZM204 75V74H203ZM233 75V74H232ZM162 76V75H161ZM178 76V75H177ZM234 76V75H233ZM165 77V76H164ZM168 77V76H167ZM186 77H188V75L186 76ZM246 77H248L247 75H246ZM253 77V76H252ZM170 78V77H169ZM180 78V77H179ZM190 78V77H189ZM195 78H196V76H195ZM198 79H199V77H197ZM196 78V79H197ZM207 78H211V77H207ZM206 78V79H207ZM231 78V77H230ZM6 79V80H5ZM7 79H8V81H7ZM81 79V78H80ZM174 79V78H173ZM195 79V81H198V80H196ZM218 79V78H217ZM246 79V78H245ZM248 79V78H247ZM250 79H253V78H250ZM249 79V80H250ZM1 80V79H0ZM79 80V79H78ZM148 80H151V79H148ZM155 80V79H154ZM175 80V79H174ZM181 80V79H180ZM232 80H234V79H232ZM254 80V79H253ZM253 80H251V81H253ZM141 81H143V80H141ZM171 81V80H170ZM187 81H188V79H187ZM194 81V82H195ZM199 81H201V80H199ZM221 81V80H220ZM219 81V82H220ZM229 81V80H228ZM227 81V82H228ZM138 82V83H137ZM147 82V81H146ZM176 82V81H175ZM180 82V81H179ZM178 82V83H179ZM208 82V81H207ZM209 82H211L210 81V79H209ZM215 82H217V80L215 79ZM233 82V81H232ZM238 82H239V80H238ZM5 83H3V85L5 84ZM88 83V82H87ZM143 83V82H142ZM147 83H149V81L147 82ZM177 83V82H176ZM182 83H183V81H182ZM181 83V84H182ZM188 83H189V81H188ZM197 83V82H196ZM196 83H194V84H196ZM222 83V82H221ZM261 83V82H260ZM95 84V85H96ZM149 84H151V83H149ZM159 84V83H158ZM187 84V83H186ZM190 84V83H189ZM189 84L187 85V87L189 86ZM194 84H193V86H194ZM201 84V83H200ZM199 84V85H200ZM227 84V83H226ZM230 84V83H229ZM243 84H244V82H243ZM243 84H241V86H243ZM251 84V83H250ZM257 84V83H256ZM262 84V83H261ZM8 85V86H9ZM16 85V86H15ZM88 85V88H90V90H91V88H93L94 86L91 84V83H88L87 84ZM147 85V84H146ZM217 85V84H216ZM223 85H225V84H223ZM222 85V86H223ZM245 85V84H244ZM259 85V84H258ZM263 85V84H262ZM5 86V85H4ZM153 86V85H152ZM171 86V85H170ZM169 86V87H170ZM196 86V85H195ZM202 86V85H201ZM218 86H219V84H218ZM226 87H227V85H225ZM229 86V85H228ZM232 86V85H231ZM6 87V86H5ZM10 87V88H11ZM96 87V86H95ZM176 87V86H175ZM186 87V86H185ZM240 87V86H239ZM255 87V86H254ZM262 87V86H261ZM264 87V86H263ZM149 88V87H148ZM155 87L153 86V89H154ZM158 88V87H157ZM172 88V87H171ZM177 88V87H176ZM189 88V87H188ZM194 88V87H193ZM199 88V87H198ZM203 88V87H202ZM212 88V87H211ZM223 88V87H222ZM225 88V87H224ZM228 88V87H227ZM231 88H233V87H231ZM256 88V87H255ZM0 89H2L1 88V84H0ZM74 89V88H73ZM80 89V88H79ZM84 89V88H83ZM145 89V88H144ZM143 89V90H144ZM162 89V88H161ZM173 89H175V88H172V90ZM201 89V88H200ZM205 89H207V87L205 88ZM214 89V88H213ZM247 89V88H246ZM14 90V89H13ZM19 90V91H20ZM75 90H77L76 88H75ZM75 90H74V93H76L75 92ZM170 90V89H169ZM255 90H257V89H255ZM1 91H3V90H1ZM32 91H30V92H32ZM91 91H93V90H91ZM141 91V90H140ZM163 91H165V90H163ZM171 91V90H170ZM177 91V90H176ZM203 91H204V89H203ZM215 92H216V90H214ZM240 91L243 93V91H245V90H241V88H240ZM81 91H79L78 92V94L80 93ZM90 92V91H89ZM96 92H98V91H96ZM145 92V91H144ZM183 92V91H182ZM205 92V91H204ZM207 92H208V90H207ZM240 92V93H241ZM253 92V91H252ZM71 93V92H70ZM85 93V92H84ZM83 93V94H84ZM94 93V92H93ZM110 93V94H109ZM146 93V92H145ZM174 93V92H173ZM172 93V94H173ZM181 93V92H180ZM186 93V92H185ZM210 93L212 94V92H211V90H210ZM245 93V92H244ZM250 93H251V91H250ZM1 94V93H0ZM10 94H12V93H10ZM78 94H77V96H78ZM81 94H82V92H81ZM86 94V93H85ZM90 94H91V92H90ZM104 94V93H103ZM152 94V93H151ZM204 94H206V93H204ZM215 94V93H214ZM217 94V93H216ZM237 94V93H236ZM256 94V93H255ZM80 95V94H79ZM88 95V94H87ZM1 96V95H0ZM74 95H72V97H73ZM76 96V95H75ZM74 96V103H79L78 102V100H76V97ZM82 95H80V97H81ZM86 96V95H85ZM84 96V97H85ZM94 96V95H93ZM105 96V95H104ZM104 96H103V98H104ZM154 96V95H153ZM152 96V97H153ZM156 96H158V95H156ZM164 96V95H163ZM189 96V95H188ZM213 96V95H212ZM211 96V97H212ZM234 96V95H233ZM238 96H240V95H238ZM238 96L236 95V97L238 98ZM242 96V95H241ZM245 96H246V94H245ZM260 96H262V95H260ZM70 98V99H73V98ZM89 97V96H88ZM87 97V99H89ZM102 97V96H101ZM155 97V96H154ZM153 97V98H154ZM178 98H179V96H177ZM182 97V96H181ZM200 97V96H199ZM198 97V98H199ZM220 97V96H219ZM235 97V96H234ZM1 98V97H0ZM66 98H67V96H66ZM69 98V97H68ZM91 98H92V96H91ZM175 98V97H174ZM182 98H184V97H182ZM181 98V99H182ZM213 99H214V97H212ZM216 98H218V95H216ZM221 98V97H220ZM219 98V99H220ZM236 98V99H237ZM241 98V97H240ZM256 98V97H255ZM8 99V100H7ZM69 99V100H70ZM78 99V98H77ZM157 99V98H156ZM200 99V98H199ZM198 99V100H199ZM242 99V98H241ZM245 99V98H244ZM258 99V98H257ZM262 99V98H261ZM69 100H67V101H69ZM85 100V99H84ZM158 100V99H157ZM177 100V99H176ZM180 100V99H179ZM196 100V99H195ZM227 100H228V98H227ZM238 100V99H237ZM237 100L234 102V103H236L237 102ZM71 101V100H70ZM88 101V100H87ZM86 101V102H87ZM99 101H100V99H99ZM103 101V100H102ZM101 101V102H102ZM173 101V100H172ZM210 101V100H209ZM221 101V100H220ZM239 101V100H238ZM243 102H244V100H242ZM162 102V101H161ZM175 102V101H174ZM181 102V101H180ZM187 102V101H186ZM195 102V101H194ZM214 102V101H213ZM219 102V101H218ZM217 102V103H218ZM239 102H241V101H239ZM76 103V104H77ZM84 103V105L86 104L85 102H83ZM83 103H82V105H83ZM96 103H98V102H96ZM176 103V102H175ZM174 103V104H175ZM206 103V102H205ZM233 103V104H234ZM69 104V103H68ZM80 105H81V103H79ZM93 104V103H92ZM100 104V103H99ZM150 104V103H149ZM149 104H147V105H149ZM260 104V103H259ZM264 104V103H263ZM89 105H90V103H89ZM98 105V104H97ZM197 105V104H196ZM206 105H208V104H206ZM243 105V103L241 104V106ZM2 106V107H3ZM151 106H153V105H151ZM185 106V105H184ZM202 106V105H201ZM211 107H212V105H210ZM214 106H216L215 108L216 109H219V104H216V105H214ZM90 107V106H89ZM181 107V106H180ZM75 108V107H74ZM82 108V107H81ZM153 108H155V106L153 107ZM175 108V107H174ZM200 108V107H199ZM213 108V107H212ZM236 108V107H235ZM255 108V107H254ZM261 108V107H260ZM260 108H258V109H260ZM83 109V108H82ZM176 109V108H175ZM194 109V108H193ZM201 109V108H200ZM215 109V110H216ZM257 109V108H256ZM197 110H198V108H197ZM205 110V109H204ZM225 110V109H224ZM227 110V109H226ZM262 110H264V109H262ZM209 111V110H208ZM244 111H247L246 109L244 110ZM92 112V111H91ZM161 112H163V111H161ZM160 112V113H161ZM181 112V111H180ZM183 112V111H182ZM192 112V111H191ZM206 112V110L204 111V113ZM216 112H219V111H217L216 110ZM240 112V111H239ZM238 112V113H239ZM249 112H251V111H249ZM261 112V111H260ZM260 112H258V113H260ZM263 112V111H262ZM261 112V113H262ZM88 113V112H87ZM146 113V112H145ZM176 113V112H175ZM203 113V112H202ZM210 113V112H209ZM220 113V112H219ZM225 113V112H224ZM237 113V112H236ZM243 113V112H242ZM260 113V114H261ZM86 114V113H85ZM179 114V113H178ZM177 114V117H179V115ZM189 114V113H188ZM193 114V113H192ZM191 114V115H192ZM207 114V113H206ZM235 114V113H234ZM255 114V113H254ZM92 115V114H91ZM143 115H145V114H143ZM164 115H165V112H164ZM167 115V114H166ZM173 115V114H172ZM185 115V114H184ZM200 115V114H199ZM246 115V114H245ZM148 116V115H147ZM160 116V115H159ZM186 116V115H185ZM207 116H208V114H207ZM210 116V115H209ZM237 116V115H236ZM239 116V115H238ZM237 116V117H238ZM241 116V115H240ZM239 116V117H240ZM250 116V115H249ZM256 118H255V117ZM253 116V118H254V120L255 119H257V117H258V119H259V116L257 115H254ZM93 117H94V115H93ZM97 117V116H96ZM158 117V116H157ZM156 117V118H157ZM169 117V116H168ZM190 117V116H189ZM192 117V116H191ZM202 117H204V115L202 116ZM224 117V116H223ZM223 117H221V118H223ZM180 118V117H179ZM184 118H186V117H184ZM193 118V117H192ZM200 118V117H199ZM198 118V119H199ZM205 118V117H204ZM235 118V117H234ZM252 118V119H253ZM263 118V117H262ZM96 119H98V118H96ZM152 119V118H151ZM162 119V118H161ZM177 119V118H176ZM211 119V118H210ZM228 119V118H227ZM257 119V120H258ZM170 120H173V119H170ZM190 120H191V118H190ZM201 120H202V118H201ZM207 120H209L208 119V117H207ZM222 120V119H221ZM224 120H226V119H223V121ZM229 120H231V119H229ZM234 120V119H233ZM241 120V119H240ZM248 120V119H247ZM246 120V121H247ZM135 121V120H134ZM137 121V120H136ZM135 121V122H136ZM144 121L147 123L146 125H147V129H149V127H150V123H152L151 122V120L150 119H146V117H144ZM165 121V120H164ZM168 121H169V119H168ZM181 121V120H180ZM200 121V120H199ZM219 120H216V122H218ZM223 121H221V122H223ZM245 121V122H246ZM249 121V120H248ZM262 121V120H261ZM144 122V123H145ZM166 122V121H165ZM178 122V121H177ZM177 122H176V124L175 125H177ZM185 122V121H184ZM190 122H192V121H190ZM203 122V121H202ZM211 122V121H210ZM234 122V121H233ZM252 121L250 120V122H246V126H247V123H251ZM255 122V121H254ZM257 122V121H256ZM255 122V123H256ZM156 123V122H155ZM178 123H180V122H178ZM182 123V122H181ZM186 123V122H185ZM193 123V122H192ZM204 123H205V121H204ZM219 123V122H218ZM240 123V122H239ZM242 123V122H241ZM258 123V122H257ZM139 124V123H138ZM162 124H163V122H162ZM161 124V125H162ZM170 124H172V123H170ZM195 124V123H194ZM198 124V122L196 123V125ZM244 124V123H243ZM259 124H260V122H259ZM258 124V125H259ZM136 125V124H135ZM169 125V124H168ZM189 125V124H188ZM229 125V124H228ZM233 125V124H232ZM241 125V124H240ZM245 125V124H244ZM257 125V126H258ZM126 126H128L127 124H126ZM129 126H131V125H129ZM166 126V125H165ZM178 126V125H177ZM185 126V125H184ZM194 126V125H193ZM201 126V125H200ZM214 126H215V124H214ZM235 126V125H234ZM237 126H239V124L237 125ZM243 126V125H242ZM245 126V127H246ZM140 127V126H139ZM174 127V126H173ZM186 127V126H185ZM225 127V126H224ZM228 127V126H227ZM230 127V126H229ZM240 127V126H239ZM130 128H132V127H130ZM142 128V127H141ZM168 128V127H167ZM171 128V127H170ZM181 128V127H180ZM191 128V127H190ZM189 128V129H190ZM233 128V127H232ZM232 128H230V130L232 129ZM244 128V127H243ZM242 127L240 128V129H243ZM54 129V130H53ZM135 129H136V126H135ZM134 129V130H135ZM229 129V128H228ZM227 129V130H228ZM245 129V128H244ZM247 129V128H246ZM245 129V130H246ZM249 129H251V128H249ZM248 129V130H249ZM107 130H111L112 132H113V135H111V134H109L108 132H107ZM138 130V129H137ZM167 130H169V129H167ZM170 130H172V129H170ZM170 130H169V132H170ZM175 130H177V129H175L174 128V131ZM229 130V131H230ZM81 131V130H80ZM161 131H162V129H161ZM165 131V130H164ZM164 131H162L163 133H164ZM117 132H118V134H117ZM134 132V131H133ZM143 132V131H142ZM141 132V133H142ZM158 132V131H157ZM166 132V131H165ZM202 132V131H201ZM200 131H199V133H201ZM205 132H207V131H205ZM259 132V131H258ZM257 132V133H258ZM260 132H261V130H260ZM111 133V132H110ZM161 133V132H160ZM197 132H195V134H196ZM247 133V132H246ZM138 134H139V130H138ZM169 134V133H168ZM177 134V133H176ZM175 134V135H176ZM180 134V133H179ZM191 134H193V133H191ZM210 134V133H209ZM229 134V133H228ZM228 134H224V135H228ZM232 134H234V131H233V133ZM231 133H230V135H232ZM243 134L244 133H242V136H243ZM249 134H251V133H249ZM248 133L246 134V137L245 138H247L248 136L247 135H249ZM264 134V133H263ZM160 135V134H159ZM158 135V136H159ZM163 135V134H162ZM174 135V136H175ZM178 135V134H177ZM211 135V134H210ZM214 135V134H213ZM40 136V137H39ZM42 136V137H41ZM138 136V135H137ZM140 136V135H139ZM141 136H143V135H141ZM157 135L155 136V138L156 137H158ZM165 136H166V134H165ZM179 136V135H178ZM185 136V135H184ZM197 136H199V135H197ZM200 136H201V134H200ZM202 136H203V132H202ZM206 136V135H205ZM222 136V135H221ZM235 136V135H234ZM238 136H241V135H238ZM250 136V135H249ZM256 136V135H255ZM190 137V136H189ZM191 137H192V135H191ZM209 137V136H208ZM214 137V136H213ZM219 137V136H218ZM230 137V136H229ZM253 137V136H252ZM257 137V136H256ZM259 137V136H258ZM195 138V137H194ZM199 138V137H198ZM211 138H212V136H211ZM220 138V137H219ZM241 138V137H240ZM244 138V139H245ZM80 139V140H81ZM139 139V138H138ZM137 139V140H138ZM157 139V138H156ZM170 139V138H169ZM172 139V138H171ZM184 139V138H183ZM230 139H231V141L234 139V137H233V139L230 137ZM237 139H239V138H237ZM243 139V138H242ZM248 139V138H247ZM76 140H78V139H76ZM249 140V139H248ZM250 140H252L251 139V137H250ZM122 141H124V140H122ZM139 141V140H138ZM162 141H163V139H162ZM215 141H217V140H215ZM222 141V140H221ZM238 141V140H237ZM240 141V140H239ZM120 143H121V140L119 141ZM158 142H159V140H158ZM208 142V141H207ZM214 142V141H213ZM244 142H245V140H244ZM247 142V141H246ZM251 141H249V143H250ZM87 143V142H86ZM85 143V144H86ZM113 143H111V144H113ZM127 144L128 143V141H127V138L125 139V141L123 142V143H121L120 145H124V144ZM154 143V142H153ZM161 143V142H160ZM221 143V142H220ZM248 143V144H249ZM253 143V142H252ZM110 144V145H111ZM244 144V143H243ZM22 145H26L25 147L26 148H24L23 149V147H22V149L21 150H23V151H21L20 152V148L19 147H21ZM78 145V146H77ZM129 145H128V148H129ZM134 145V144H133ZM242 145V144H241ZM6 146V147H7ZM55 145H53V147H54ZM108 146V145H107ZM106 146V147H107ZM17 147H18V149H17ZM49 146H47L45 149L47 150H45L46 152H48L49 151V148H48ZM97 147V146H96ZM103 147V146H102ZM134 147H136V145L134 146ZM160 147V146H159ZM2 148V147H1ZM88 148V147H87ZM86 147H85V149H87ZM92 148V147H91ZM101 147H97L96 149L94 148V150H92V151H94V152H88V154L89 155H91V153L92 154H98L99 156H100V158H105V159H108L109 160V162H111L108 166H109V168H110V166H113V162L110 160V158L111 157H113V156H115L116 155V153H117V151H115L113 148H111L110 146L108 147V149H107V151H103L102 149H100ZM124 148V147H123ZM127 148V149H128ZM156 148H157V146H156ZM8 149V148H7ZM74 149H76V150H74ZM117 149V148H116ZM164 149V148H163ZM162 149V150H163ZM6 150V149H5ZM4 150V151H5ZM12 150H10V152L12 151ZM42 150H44V149H42ZM130 150H132V148H130ZM129 150V151H130ZM156 150V149H155ZM158 150V149H157ZM1 151V150H0ZM80 151V150H79ZM91 151V150H90ZM122 151V150H121ZM126 151H128V150H126ZM164 151V150H163ZM166 151H167V149H166ZM165 151V152H166ZM56 152V151H55ZM59 152H60V149H59ZM133 152H135V151H132L131 153H133ZM162 152V151H161ZM164 152V153H165ZM58 153V152H57ZM85 153H86V151H85ZM123 153V152H122ZM125 153V152H124ZM124 153L122 154V155H124ZM137 153V152H136ZM163 153V154H164ZM8 154H10V153H8ZM45 154V153H44ZM49 154L51 155V154H53V152L52 151H49ZM66 154V153H65ZM1 155V154H0ZM15 155V154H14ZM16 155L12 158V159H17V157H16ZM43 155V154H42ZM41 155V156H42ZM118 155V154H117ZM116 155V156H117ZM134 155H135V153H134ZM134 155H133V157H134ZM150 155V154H149ZM153 155V154H152ZM155 155V154H154ZM158 155H159V153H158ZM5 156V155H4ZM3 156V157H4ZM47 156H48V154H47ZM58 156V155H57ZM132 156V155H131ZM136 156V155H135ZM139 156V155H138ZM151 156V155H150ZM11 157V156H10ZM36 157H37V155H36ZM49 157V156H48ZM79 157V156H78ZM92 157V156H91ZM110 157V158H109ZM125 157V156H124ZM127 157V156H126ZM128 157H130V156H128ZM127 157V158H128ZM163 157V156H162ZM166 157V156H165ZM164 157V158H165ZM42 158H44V157H42ZM87 158H89V156L87 155ZM95 158V157H94ZM163 158V159H164ZM0 159H2V158H0ZM4 159H5V157H4ZM10 160H11V158H9ZM23 160H24V157L22 158ZM21 159V160H22ZM39 159V158H38ZM49 159V158H48ZM47 159V160H48ZM77 159V158H76ZM116 159V158H115ZM114 159V160H115ZM130 159V158H129ZM138 159V158H137ZM13 160V161H14ZM20 160V159H19ZM43 160H45V159H43ZM49 160H51V158L49 159ZM69 160V159H68ZM90 160V159H89ZM94 160H96V159H94ZM104 160V159H103ZM107 160V161H108ZM117 160V159H116ZM134 160H136V158H134ZM16 161V160H15ZM54 161V160H53ZM70 161V160H69ZM73 161V160H72ZM92 161H93V159H92ZM97 161V160H96ZM107 161H106V164H107ZM131 161V160H130ZM167 161V160H166ZM2 162V161H1ZM8 162V161H7ZM12 162V160L10 161V163ZM22 162V161H21ZM36 162V161H35ZM34 162V163H35ZM52 162V161H51ZM61 162H63V161H61ZM64 162H66V161H64ZM76 162V161H75ZM89 162V164H90V162L91 161H88ZM100 161H98V163H99ZM132 162V161H131ZM137 162V161H136ZM135 162V163H136ZM23 163V162H22ZM22 163H19V164H22ZM34 163H33V165H34ZM38 163V162H37ZM47 163H49V162H47ZM72 163V162H71ZM94 163H96V162H94ZM97 163V164H98ZM102 163H103V161H102ZM114 163H117V165H118V160L117 161H115ZM127 163H129V162H127ZM138 163V162H137ZM168 163V162H167ZM16 164V163H15ZM14 164V165H15ZM24 165H25V163H23ZM40 164H41V162H40ZM43 164V163H42ZM42 164H41V166H42ZM50 164V163H49ZM55 164H57V163H55ZM65 164V163H64ZM93 164V163H92ZM99 164H101V163H99ZM120 164V163H119ZM24 165H23V167H24ZM28 165V164H27ZM32 165V167H34ZM69 165V164H68ZM78 165H79V163H78ZM81 165V164H80ZM96 165V164H95ZM102 165V164H101ZM116 165V164H115ZM128 165H131V164H128ZM133 165V164H132ZM131 165V166H132ZM165 165V164H164ZM22 166V165H21ZM44 166V165H43ZM59 166V165H58ZM61 166H62V164H61ZM82 166V165H81ZM93 166V165H92ZM103 166H104V164H103ZM107 166V167H108ZM119 166V165H118ZM1 167H2V165H1ZM0 167V168H1ZM22 167V168H23ZM26 167V166H25ZM63 167V166H62ZM68 167V166H67ZM93 167H95V166H93ZM104 167H106V166H104ZM113 167H115V166H113ZM9 168H11V167H9ZM21 168V169H22ZM49 168V167H48ZM54 168V167H53ZM72 168V167H71ZM76 168V167H75ZM116 168H118V167H115V169ZM2 169V168H1ZM3 169H6V168H3ZM13 169V168H12ZM12 169H10V170H12ZM24 169H26V168H24ZM52 169V168H51ZM85 169V168H84ZM84 169H83V171H84ZM96 169V168H95ZM102 169H103V167H102ZM124 169H126V168H124ZM30 170H31V168H30ZM29 170V171H30ZM33 170V169H32ZM31 170V171H32ZM34 170H35V168H34ZM39 170V169H38ZM63 170V169H62ZM72 170H73V168H72ZM91 170H92V168H91ZM93 170H94V168H93ZM98 170V172H100V170H101V168H98L97 169ZM108 170V169H107ZM123 170V169H122ZM6 171H7V169H6ZM6 171H5V174H7L6 173ZM25 172H28V170L26 169V170H24ZM35 171H37V170H35ZM59 171V170H58ZM68 171V170H67ZM106 171V170H105ZM116 171H118V170H116ZM125 172H129V171H127V170H124ZM166 171V170H165ZM3 172V171H2ZM8 172V171H7ZM12 172V171H11ZM38 172V171H37ZM47 172V171H46ZM54 172H55V170H54ZM64 172V171H63ZM73 172H75V170H73ZM131 172V171H130ZM0 173H1V171H0ZM22 173H23V171H22ZM59 173V172H58ZM89 173V172H88ZM132 173V172H131ZM164 173V172H163ZM166 173V172H165ZM24 174V173H23ZM22 174V175H23ZM29 174L31 175H34L33 174V171H32V173H30L29 172ZM39 174V173H38ZM48 174V173H47ZM94 174V173H93ZM96 174H97V171H96ZM113 174V173H112ZM21 175V176H22ZM25 175V174H24ZM29 175V176H30ZM42 175V174H41ZM44 175V174H43ZM55 175V174H54ZM61 175V174H60ZM66 175V174H65ZM71 175V174H70ZM100 175V174H99ZM105 175V174H104ZM109 175V174H108ZM164 175H166V174H164ZM163 175V176H164ZM168 175V174H167ZM2 176H3V174H2ZM13 176V175H12ZM58 176V175H57ZM87 176H89V175H87ZM94 176H95V174H94ZM101 176V175H100ZM100 176L98 177V178H100ZM117 176V175H116ZM145 176V175H144ZM161 176V175H160ZM23 177V176H22ZM43 177V176H42ZM58 177H61V176H58ZM67 177H69V176H67ZM72 177V176H71ZM91 177H93L92 176V173H91ZM90 177V178H91ZM102 177V176H101ZM104 177H106V176H104ZM103 177V178H104ZM110 177V176H109ZM109 177H107V178H109ZM112 177H114V175L112 176ZM111 177V178H112ZM122 177V176H121ZM129 177V176H128ZM131 177V176H130ZM166 178H167V176H165ZM10 178V177H9ZM13 178V177H12ZM11 178V179H12ZM20 178V177H19ZM33 178H34V176H33ZM73 178V177H72ZM71 178V179H72ZM97 178V179H98ZM117 178H119V176L117 177ZM134 178V177H133ZM136 178V177H135ZM146 178V177H145ZM144 178V179H145ZM21 179V178H20ZM37 179H38V177H37ZM42 179V178H41ZM46 179V178H45ZM44 179V180H45ZM48 179V178H47ZM57 179V178H56ZM113 179V178H112ZM111 179V180H112ZM123 179V178H122ZM158 179H160V178H158ZM162 179V178H161ZM5 180V179H4ZM10 180V179H9ZM22 180V179H21ZM58 180V179H57ZM105 180H107L106 178H105ZM104 180V181H105ZM116 180H118V179H116ZM124 180H126V179H124ZM166 180V179H165ZM68 181H69V179H68ZM114 182H115V177H114V180H113ZM119 181H120V178H119ZM131 181V180H130ZM143 181V180H142ZM167 181V180H166ZM36 182V181H35ZM46 182V181H45ZM59 182H60V179H59ZM64 182V181H63ZM96 182V181H95ZM98 182H99V180H98ZM101 182V181H100ZM103 182V181H102ZM102 182H101V184H102ZM106 182H109L108 180L106 181ZM117 182V181H116ZM115 182V183H116ZM123 182V181H122ZM127 182V181H126ZM145 182V181H144ZM4 183H6L5 181H4ZM12 183H14V180L12 181ZM67 183V182H66ZM87 183V182H86ZM90 183V182H89ZM93 183V182H92ZM113 183V182H112ZM130 183V182H129ZM137 183H138V181H137ZM164 183V182H163ZM0 184H2V182H0ZM11 184V182L9 183V185ZM15 184H16V181H15ZM37 184V183H36ZM85 184V183H84ZM84 184H82V185H84ZM94 184V183H93ZM103 184H104V182H103ZM125 184V183H124ZM143 184V183H142ZM172 184V183H171ZM5 185V184H4ZM8 184L7 185H5V186H9ZM20 185H21V183H20ZM24 185V184H23ZM98 185H100L99 183H98ZM108 185V184H107ZM110 185V184H109ZM165 185V184H164ZM69 186V185H68ZM94 186H96V184L94 185ZM114 186H116V185H114ZM125 186V185H124ZM156 186V185H155ZM14 187V186H13ZM25 187V186H24ZM41 187V186H40ZM83 187V186H82ZM91 187H92V184H91ZM102 187V186H101ZM104 187V186H103ZM116 187H118V186H116ZM120 187V186H119ZM122 187V186H121ZM8 188H10V187H8ZM21 188V187H20ZM63 188H65V187H63ZM84 188V187H83ZM157 188H158V186H157ZM159 188H160V186H159ZM166 188V187H165ZM38 189H39V187H38ZM41 189L43 190V188L41 187ZM88 189H90V186L89 187H87L86 185H85V189L83 190V192H82V190H81V192H82V196L84 197V200L86 199V194L87 193H90V191H88ZM92 189V188H91ZM98 189V188H97ZM105 189V188H104ZM167 189V188H166ZM170 189V188H169ZM6 190H7V188H6ZM5 189H4V191H6ZM61 190H62V188H61ZM71 190H73V188L71 189ZM71 190H70V192H71ZM3 191V192H4ZM37 191H40V190H37ZM59 191V190H58ZM65 191V190H64ZM96 191V190H95ZM94 191V192H95ZM111 191V190H110ZM155 191V190H154ZM157 191V190H156ZM26 192V191H25ZM41 192V191H40ZM60 192H62V191H60ZM59 192V193H60ZM134 192H135V190H134ZM5 193V192H4ZM17 193H18V190L17 189H12V190H10V191H8L7 193H5L6 194V199H7V201H10L9 199L11 198V201H12V199H15L16 197H17ZM22 193V192H21ZM91 193H93V191L91 192ZM112 193V192H111ZM149 193H150V191H149ZM148 193V194H149ZM152 193H153V191H152ZM155 193V192H154ZM159 193V192H158ZM41 194V193H40ZM126 194V193H125ZM148 194H146V195H148ZM169 194V193H168ZM183 194V193H182ZM4 195V194H3ZM24 195H25V193H24ZM46 195H47V193H46ZM96 195V194H95ZM111 195V194H110ZM110 195H109V197H110ZM151 195V194H150ZM156 195V194H155ZM167 195V194H166ZM22 196H23V193H22ZM35 196H36V198H35ZM34 196V192L32 193L31 191H29V192H27V195H26V197H27V199H29V197H30V199L32 198V200L34 199V202L33 203H35L36 205H38L39 206V211H40V213H39V216H41V214H46V211L48 210V209H44L43 207H42V205L44 206V204H43V202L39 199V195L37 194V195H35ZM51 196V195H50ZM107 196H108V194H107ZM152 196H154V195H152ZM159 196H161V195H159ZM158 196V197H159ZM5 197V196H4ZM4 197H2V196H0V198H1V200H2V198H4ZM52 197H54V196H52ZM58 197H59V195H58ZM63 197V196H62ZM61 197V198H62ZM65 197V196H64ZM68 197H69V195H68ZM93 197H95L94 195H93ZM117 197V196H116ZM261 197V196H260ZM22 198V197H21ZM50 199H51V202L52 203H54L53 202V199L51 198V197H49ZM74 198V197H73ZM79 198V197H78ZM100 198V197H99ZM108 198V197H107ZM124 198H125V196H124ZM162 198V197H161ZM164 198V197H163ZM94 199V198H93ZM98 199V198H97ZM105 199H106V196H105ZM110 199V198H109ZM120 199V198H119ZM148 199V198H147ZM150 199V198H149ZM158 199V198H157ZM167 199V198H166ZM170 199H171V197H170ZM0 200V203H3L2 201ZM20 200V199H19ZM19 200H18V202H19ZM46 200V199H45ZM63 200V199H62ZM76 200V199H75ZM153 200V199H152ZM165 200V199H164ZM178 200V199H177ZM16 201V200H15ZM14 201V202H15ZM27 201V200H26ZM150 201H151V199H150ZM163 201V200H162ZM175 201V200H174ZM173 201V202H174ZM258 201H259V199H258ZM21 202H22V200H21ZM48 202V201H47ZM46 202V203H47ZM50 202V201H49ZM48 202V203H49ZM77 202V201H76ZM103 202V201H102ZM153 202H154V200H153ZM165 202V201H164ZM167 202H168V200H167ZM28 203H30V201L28 202ZM64 203V202H63ZM66 203V202H65ZM64 203V204H65ZM70 203H72V202H70ZM85 203V202H84ZM108 203V202H107ZM32 204V203H31ZM91 204V203H90ZM90 204H89V206H90ZM164 204V203H163ZM179 204V203H178ZM8 205V204H7ZM72 205V204H71ZM78 205H80V204H78ZM157 205V204H156ZM9 206H10V204H9ZM15 206H17L16 204H15ZM20 206V205H19ZM34 206V205H33ZM55 206H56V204H55ZM68 206H70V205H68ZM73 206V205H72ZM154 206V205H153ZM164 206V205H163ZM179 206V205H178ZM249 206V205H248ZM251 206V205H250ZM3 207V206H2ZM13 207H14V205H13ZM29 207H30V205H29ZM37 207V206H36ZM46 208H50V205L47 207V204H46V206H45ZM57 207H59V206H56V208ZM71 207V206H70ZM69 207V208H70ZM74 207V206H73ZM105 207V206H104ZM7 208H8V210H9V207L7 206ZM7 208H6V210H7ZM12 208V207H11ZM15 208V207H14ZM13 208V209H14ZM20 208H25V207H20ZM38 208V207H37ZM53 208V207H52ZM52 208L51 209H49V210H52ZM85 208V207H84ZM87 208V207H86ZM92 208V207H91ZM131 208V207H130ZM154 208V207H153ZM242 208V207H241ZM1 209H4V207L3 208H0V210ZM12 209V210H13ZM30 209H32V208H30ZM35 209V208H34ZM151 209V208H150ZM157 209H159V208H157ZM244 209V208H243ZM11 210V209H10ZM20 210H22V209H20ZM19 210V211H20ZM24 210V209H23ZM26 210V209H25ZM24 210V211H25ZM36 210V209H35ZM38 210V209H37ZM48 210V211H49ZM58 210V209H57ZM60 210V209H59ZM62 210V209H61ZM71 210V209H70ZM73 210V209H72ZM71 210V212H73ZM79 210H81V209H79ZM85 210V209H84ZM84 210H83V212H84ZM144 210V209H143ZM142 210V211H143ZM245 210V209H244ZM15 211V210H14ZM146 211V210H145ZM162 211V210H161ZM165 211H167V209L165 210ZM1 212V211H0ZM5 212V211H4ZM8 212V211H7ZM6 212V213H7ZM11 212H13V211H11ZM9 213V214H12V213ZM58 212V211H57ZM57 212L55 213V211H54V215L56 214L57 215ZM62 212V215H63V211H61ZM65 212H66V210H65ZM65 212H64V214H65ZM70 212V211H69ZM68 212V213H69ZM70 212V213H71ZM78 212V211H77ZM106 212V211H105ZM252 212L253 211H250V213L252 214ZM2 213H3V210H2ZM6 213H3V214H5L4 216H5V218L6 219H4V220H7L8 218H7V215H6ZM20 213H22V212H20ZM27 213H29V212H27ZM51 213V212H50ZM70 213H69V215H70ZM81 213H82V210H81V212H80V214H78V215H76V214H74V215H76V219L73 221V223L75 224V226H73V231H74V235H75V241L77 242V244H78V247L76 248L75 247V249H73L74 250V253L75 252H77L75 255V257H73L74 258V260H76L77 261V264H84L88 259H87V255L88 256H90L89 255V252H91V251H89L88 249L85 251V240H84V236L85 235H83V232H82V230H81V228H80V225H79V222H80V220H79V218H80V216H81ZM85 214H86V212H84ZM158 213V212H157ZM167 213H168V211H167ZM177 213V212H176ZM244 213V212H243ZM14 214H15V212H14ZM31 214V213H30ZM30 214H27V216L28 215H30ZM73 214V213H72ZM92 213H87V215H89V217H91L90 215H91ZM104 214V213H103ZM107 214V213H106ZM151 214V213H150ZM159 214V213H158ZM157 214V215H158ZM239 214V213H238ZM246 214V213H245ZM245 214H243V215H245ZM2 215V214H1ZM16 215V214H15ZM32 215V214H31ZM36 215H38V213L36 212ZM61 215V216H62ZM66 216H67V213L65 214ZM64 215V216H65ZM73 215V216H74ZM131 215V214H130ZM161 215V214H160ZM160 215H159V217H160ZM165 215V214H164ZM164 215H163V211H162V217H161V219L160 220H157V221H163V218H164ZM169 215V214H168ZM168 215H166V216H168ZM180 215V214H179ZM3 216V215H2ZM46 216V215H45ZM49 217H50V214L48 215ZM57 216H59V214L57 215ZM72 216V217H73ZM172 216V215H171ZM248 216H250V214H248ZM10 217V216H9ZM42 217H43V215H42ZM87 217V216H86ZM157 217V216H156ZM17 218V217H16ZM28 218V217H27ZM30 218V217H29ZM28 218V219H29ZM39 218H41V217H39ZM39 218H37V216H35L34 218L32 217V219L33 220H28L27 222H25L24 223V226H29V229H31L32 231H36L37 233H40L42 230H37V228H39V227H42L41 226V224H42V222L40 223L38 220H39ZM44 218V217H43ZM59 218V217H58ZM69 218H70V216H69ZM82 218L84 219L85 218V216L83 215L82 216ZM238 218V217H237ZM237 218L235 219V220H237ZM3 219V218H2ZM11 219V218H10ZM9 219V220H10ZM17 219H19V216H18V218ZM16 219V220H17ZM23 219H25V218H23ZM42 219V218H41ZM65 219H67V218H65ZM64 219V221H66ZM82 219V220H83ZM86 219V218H85ZM88 219V218H87ZM86 219V220H87ZM90 219V218H89ZM93 219V218H92ZM159 219V218H158ZM241 219V218H240ZM249 219H250V217H249ZM22 220V219H21ZM20 220V221H21ZM26 220V219H25ZM45 220H47V219H45ZM54 220H56V219H54ZM91 220V219H90ZM100 219H98V221H99ZM167 220V219H166ZM41 221V220H40ZM61 221H63V220H61ZM168 221V220H167ZM239 222H241V220H238ZM13 222V221H12ZM58 221L56 220V222H55V224L57 223ZM96 222V221H95ZM100 222H101V220H100ZM16 223H18V221L16 222ZM23 223V222H22ZM21 223V224H22ZM44 224H45V221L43 222ZM54 223V222H53ZM68 223V222H67ZM66 223V224H67ZM72 223V224H73ZM87 223H88V221H87ZM235 223V222H234ZM15 224V223H14ZM19 224V223H18ZM21 224H19V225H21ZM146 224V223H145ZM157 224V223H156ZM238 224V223H237ZM240 224V223H239ZM242 225H243V223H241ZM48 224H46V226H47ZM68 225H70L71 226V223L69 222V224ZM100 225V224H99ZM22 226H23V224H22ZM23 226V227H24ZM69 226V227H70ZM151 226V225H150ZM153 227H155V225H152ZM151 226V227H152ZM165 226V225H164ZM44 227V226H43ZM42 227V228H43ZM55 227V226H54ZM95 227H97V225L95 226ZM149 227V226H148ZM162 227H163V225H162ZM241 227V226H240ZM239 227V228H240ZM48 228V227H47ZM64 228V227H63ZM67 228H68V226H67ZM98 228V227H97ZM69 229V228H68ZM87 229V228H86ZM89 229V228H88ZM96 229V228H95ZM159 229H160V227H159ZM216 229V228H215ZM215 229H214V231H215ZM52 230V229H51ZM51 230L49 231V234L51 233ZM65 230V229H64ZM247 231H248V233L249 232H251L250 231V229L249 228H247L246 229ZM69 231V230H68ZM242 231V230H241ZM46 232V231H45ZM66 232V231H65ZM70 232V231H69ZM86 232V231H85ZM165 232V231H164ZM243 232V231H242ZM43 233V232H42ZM52 233H54L53 232V230H52ZM58 233H59V231H58ZM71 233V232H70ZM92 233V232H91ZM96 233V232H95ZM217 233H218V231H217ZM220 233V232H219ZM247 232H245L244 233V236H245V234H246ZM36 234V233H35ZM35 234H33V235H35ZM48 234V233H47ZM67 234V233H66ZM211 234V233H210ZM221 234V233H220ZM242 234V233H241ZM32 235V233L29 231V230H27V228H24V229H22V227H19L18 225H12L10 228H8L6 231H5V233H3L2 231H0V252H10L11 250H13V251H16V252H26L27 250H31L30 252L32 253V255H34L33 253V251H32V249H34L35 248V246L37 245H35V238H34V236ZM51 235H53V234H51ZM55 235H56V231H55ZM55 235H53V237L55 236ZM65 235V234H64ZM70 234H68V236H69ZM155 235V234H154ZM202 235H204V234H202ZM208 235V234H207ZM213 235H215V234H213ZM212 235V236H213ZM37 236V235H36ZM66 236V235H65ZM152 236V235H151ZM216 236H218V234L216 235ZM243 236V235H242ZM241 236V237H242ZM243 236V237H244ZM46 237H48V236H46ZM57 237V236H56ZM86 237V236H85ZM92 237V236H91ZM91 237H89V238H91ZM94 237V236H93ZM92 237V238H93ZM99 237V236H98ZM149 237V236H148ZM205 237H207L206 235H205ZM215 237V236H214ZM242 237V238H243ZM37 238V237H36ZM41 238V237H40ZM59 238H62V237H59ZM66 238V237H65ZM207 238H209V237H207ZM215 238H217V237H215ZM244 238H246V237H244ZM42 239V238H41ZM46 239H48V238H46ZM67 239V238H66ZM65 239V240H66ZM98 239V238H97ZM62 240V239H61ZM65 240L62 242V243H64L65 242ZM68 240H69V238H68ZM71 240V239H70ZM197 240H198V238H197ZM217 240H219V239H217ZM217 240H215L216 242H218ZM50 241V240H49ZM51 241H53L52 239H51ZM87 241V240H86ZM100 241V240H99ZM145 241V240H144ZM199 242L201 241V239L200 240H198ZM206 241V240H205ZM212 241H213V238H212ZM44 241L42 240L41 241V243H43ZM59 242H60V239H59ZM147 242V241H146ZM219 242L222 244V241H220L219 240ZM219 242H218V244H219ZM39 243V242H38ZM49 243V242H48ZM54 243V242H53ZM66 243L67 244H65V246L66 245H68L69 246V242L68 241H66ZM88 243V242H87ZM90 243V242H89ZM117 243V242H116ZM202 243H204L203 241H202ZM215 243V242H214ZM264 243V242H263ZM55 244H56V240H55ZM208 244V243H207ZM52 245V244H51ZM90 245V244H89ZM93 245V244H92ZM202 246L204 245V244H201ZM200 245V246H201ZM215 245V244H214ZM41 246V245H40ZM50 246V245H49ZM67 246V247H68ZM80 246L82 247V249H84L83 251L81 250V248H80ZM127 246V245H126ZM213 246V245H212ZM243 246H245L244 244H243ZM51 247V246H50ZM62 247V246H61ZM60 247V248H61ZM150 247V246H149ZM218 247V246H217ZM219 247H220V244H219ZM222 247V246H221ZM36 248H38V247H36ZM46 248V247H45ZM53 248V247H52ZM71 248V247H70ZM70 248H66V249H70ZM94 248V247H93ZM121 248V247H120ZM123 248V247H122ZM150 248H152V247H150ZM159 248V247H158ZM160 248H161V246H160ZM194 248V247H193ZM196 248V247H195ZM42 249H43V247H42ZM65 249V248H64ZM153 249V248H152ZM203 249V248H202ZM57 250H59V249H57ZM63 250V249H62ZM121 250V249H120ZM163 250V249H162ZM151 251H153V250H151ZM156 251H158V250H156ZM209 251V250H208ZM211 251V250H210ZM29 252V253H30ZM38 252V251H37ZM53 252V251H52ZM80 252H82V253H80ZM85 252H86V254H85ZM155 252V251H154ZM159 252V251H158ZM13 253V252H12ZM28 252H27V254H29ZM41 253V252H40ZM47 253V252H46ZM10 254V253H9ZM26 254V253H25ZM35 254H38V253H36L35 252ZM41 254H43V253H41ZM51 253H49V254H47L48 256L50 255ZM58 255L60 254V253H57ZM7 255H8V253H7ZM30 255V254H29ZM44 255H45V253H44ZM52 255V254H51ZM74 255V254H73ZM139 255V254H138ZM25 255H23V257H24ZM35 256V255H34ZM39 256H40V254H39ZM140 256V255H139ZM15 257V256H14ZM17 257V256H16ZM30 258L31 257V255L30 256H25L23 259H22V257L20 258V257H18V259L20 258L21 260H23V261H26L25 260V258ZM33 257V256H32ZM36 257V256H35ZM41 258H42V255L40 256ZM64 257V256H63ZM141 257V256H140ZM3 258V257H2ZM26 258V259H27ZM34 258V257H33ZM50 258H54L53 256H50ZM98 258V257H97ZM8 259H9V257H8ZM38 259V258H37ZM60 259V258H59ZM61 259H63L62 257H61ZM60 259V260H61ZM70 259V258H69ZM123 259L124 260H127L128 259V257H127V259H125L124 257H123ZM138 259H140V258H137V260ZM10 261H11V258L9 259ZM20 260V261H21ZM59 260V261H60ZM96 260V259H95ZM145 260V259H144ZM143 260V263H145V261ZM185 260V259H184ZM56 261H57V259H56ZM62 261V260H61ZM97 261H100L99 263H101V259H97ZM18 262V261H17ZM27 262H29L28 260L26 261V263ZM50 262V263H49ZM65 262V261H64ZM70 262V261H69ZM75 262V261H74ZM88 263H90L89 261H87ZM86 262V263H87ZM124 262H126V261H124ZM129 262V261H128ZM127 262V263H128ZM132 262V261H131ZM7 263H8V261H7ZM30 263V262H29ZM36 263V262H35ZM52 262L50 261V260H45V263L44 264H51ZM130 263V262H129ZM128 263V264H129ZM134 263V262H133ZM196 263H198V262H196ZM12 264V263H11ZM19 264H21L20 262H19ZM22 264H25L24 262L22 263ZM28 264V263H27ZM37 264V263H36ZM53 264H55V263H53ZM91 264V263H90ZM121 264V263H120ZM126 264V263H125ZM132 264V263H131ZM138 264H140V263H138Z\"/></svg>", "mask_w": 264, "mask_h": 264}]
</instances>
